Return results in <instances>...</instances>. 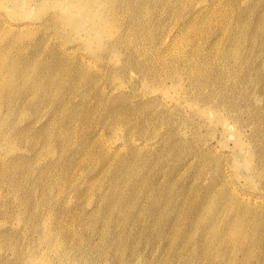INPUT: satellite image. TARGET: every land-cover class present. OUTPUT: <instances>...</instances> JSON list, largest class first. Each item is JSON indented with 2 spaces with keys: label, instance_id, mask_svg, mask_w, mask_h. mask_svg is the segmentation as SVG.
<instances>
[{
  "label": "rangeland",
  "instance_id": "1",
  "mask_svg": "<svg viewBox=\"0 0 264 264\" xmlns=\"http://www.w3.org/2000/svg\"><path fill=\"white\" fill-rule=\"evenodd\" d=\"M154 1H155V3H154ZM159 1H161V2H159ZM177 1L178 0H172V1H170V0H163V1L162 0H135V1L123 0L122 2L121 1L115 2L114 0H109V5L100 7L99 10L102 11L104 13V15H106L107 17H109L111 15L110 18L112 20V24H114V25H112L114 34H113V37L112 36L109 37V34L105 35V33H102V35H100L101 39L103 40V46L101 48H98V43H97L96 39L90 37V34L88 33L87 27L79 28L77 31L72 30V28L70 26H65L61 19L56 18L54 14L57 11V9H56L57 7L54 4H48L46 6H42L39 4L38 5L39 7L36 6L34 13L31 16H29V18L24 20L25 22L31 23V24L35 25V27L38 28L39 31H37V34H38V32L40 33L42 31V29L44 28L43 32H41V36H40V34H38V36L35 35V37H33L34 39L31 38V39L27 40L28 45L27 44L24 45L23 48L25 49L24 54L26 56L30 57L33 62H35L36 67L35 66L32 67L33 70H32V68H31V70L33 72H34V70H36L35 71L36 74L31 71L33 73V74L31 73V75L36 76L37 74H40L39 77L45 78L46 89H42L39 91H35V90L31 91V90L27 89L28 93L26 92L25 95L24 94H21V95L18 94L19 90L15 89V91H9V92L5 93L4 96H2L3 95L2 94L0 97V101L1 102L3 101L2 102L3 105H1V110H0V112L1 111L3 112V113L2 112L0 113V115H1L0 116V128H1V132H3V135L5 133H9L8 135H9V139H10V140L6 141L2 137L3 139L0 141V146H1L0 147V153L2 154V155L0 154V157H1V159H0V171H1L0 172V174H1L0 175L1 176L0 177V203H1L0 204V214H1L0 215V224H1L0 225V241L1 242L3 241L0 244V264L1 263L2 264H10V262H11V264H19V263L20 264H30L28 258L30 257L29 255H31V254H32L33 258H35V259L36 258L40 259V257H43V254H44V256H46L45 257L46 260L47 261L49 260L50 264H67V262L65 263L66 259L63 260L64 263H61L62 261L59 259V256H57V255H59V253H57V251L55 250V247H53L54 242H56L55 245L61 244L63 246V252L67 256L73 257V259H75L77 261L76 264H126V263L127 264L128 263L136 264L135 262H137V264H139V262H140V264H173V263H175V264H198V263L199 264H213V263L214 264H256V262H258L257 264H264V234H263L264 233V231H263L264 230V218H263L264 217V215H263L264 214V212H263L264 211L263 210L264 209V189H263V186H264V155L262 154V152L264 153V141H263L264 140V122H263L264 121V117H263L264 116V24H262V21L264 23V18H263V16H264V2H262L264 0H251V1L250 0H230V3H229V0H227V1L226 0H216V2H214L213 0H212V2H210L211 0H198V1L197 0H195V1L194 0H190V1L179 0L178 1L179 3H177ZM221 1L223 4L220 3ZM213 2H214V4L212 5ZM249 2H252V4ZM142 3H143V6H142ZM161 3H164V4H161ZM185 3L186 4L188 3L187 8H186ZM216 4H218V5H216ZM255 4H257V5H255ZM246 5H247V7H246ZM224 6H226V7H224ZM111 7H113L114 10ZM140 7H141V10H140ZM192 7H194V9ZM223 7H224V9H226L225 11H224ZM120 8H121V10H120ZM203 8H205V9H203ZM210 8H212V9H210ZM146 9L147 10L149 9L148 12ZM195 9L197 11H195ZM220 9L223 11H221ZM232 9H233V11H232ZM261 9H263V10H261ZM10 10H11V8H8V10L0 9V23L1 24L5 23V22H10V20L12 19L11 16L9 17V15L11 14ZM124 10H125V12H124ZM150 11H153V12H150ZM177 11H179V12H177ZM208 11H209V13H208ZM110 12H111V14H109ZM162 12H164V13H162ZM195 12H196V14H195ZM211 12L213 13V15L214 14L215 15L213 16L211 14ZM231 12H234V13H231ZM253 12H255V13H253ZM205 13L207 15H205ZM175 14H177V15L175 16ZM240 14H242V15H240ZM134 15H135V17H134ZM149 15H151L152 17ZM204 15L207 16L208 19ZM250 15H253V16L251 17ZM173 16H175V17H173ZM211 16H213V17H211ZM215 16L217 17V19ZM195 17L197 18V20ZM201 17H204V18H201ZM221 17L222 18L225 17V18L222 19ZM253 17L256 18L257 20L256 19L254 20ZM161 18H162V20H161ZM218 18L219 19L221 18L220 19L221 21ZM246 19H247V22H246ZM40 21L42 23H40ZM119 21H120V23H119ZM149 21H152V22H149ZM235 21H236V23L237 22H239V23L236 24ZM61 22H62V24H61ZM163 22H165V24ZM179 22H180V24H179ZM206 22L207 23L210 22L209 26ZM221 22H223V23H221ZM230 22H231L232 26L229 25ZM254 22H257L259 24H256ZM51 23H52V25H51ZM189 23H191V24H189ZM205 23H206V26H205ZM54 24H56V25H54ZM192 24H196V25H192ZM235 24H236V26H235ZM241 24H242V26H241ZM44 25H46L47 27ZM119 25H121V26H119ZM128 25H129V27H128ZM221 25H223L224 27ZM150 26H151V28H150ZM197 26L199 29H197ZM218 26H220V27H218ZM249 26H250V28H249ZM255 26L257 29L254 28ZM261 26H262V29H261ZM222 27H223V29H222ZM251 27H253V28H251ZM46 28L48 30L49 29L50 30L48 31ZM178 28H181V29H178ZM245 28H246V30H245ZM62 29H64V30H62ZM121 29H123V30H121ZM183 29L185 30L184 32H183ZM248 29H249V31H248ZM258 29L260 30V32ZM52 30H53V32H52ZM189 30L192 32L190 33ZM204 30H205V32H204ZM257 30H258V32H256ZM261 30L263 31L262 36H261V32H262ZM178 31H180L183 35ZM219 31H221V32H219ZM228 31L230 33L232 32L231 33L232 36H230L231 34L228 33ZM243 31H245V32L243 33ZM58 32H59V34H58ZM60 32H61V34H60ZM115 32L116 33L118 32L117 35ZM147 32L149 33V36H148ZM172 32H174V33H172ZM249 32H250V34H249ZM197 33L202 34V36H200ZM204 33H206L207 35ZM211 33L213 35L214 34H216V35L213 36V35H211ZM220 33H222V34H220ZM233 33H234V36H233ZM239 33H240V36H238ZM45 34H47V35H45ZM128 34H130V35H128ZM252 34L255 36H253ZM189 35H191V36H189ZM218 35H220V36H218ZM235 35L237 36V38ZM194 36H195V38H194ZM197 36L200 38L198 39ZM125 37H127V38H125ZM145 37H147V38H145ZM188 37H190V40ZM217 37H219V38H217ZM238 37H241V39L237 40ZM157 38H158V40H157ZM163 38L164 39L166 38V39L163 40ZM191 38H192V40L194 38V40H196V41H192ZM207 38H209V39H207ZM254 38H256V39H254ZM159 39H160V42H159ZM251 39L252 40L254 39V40L251 41ZM259 39H261V40H259ZM65 40H67V41H65ZM122 40H123V42H122ZM125 40H126V45H125ZM232 40H234V41H232ZM241 40L242 41L244 40L243 43ZM80 41H82V42H80ZM108 41H109V43H108ZM130 41H132V42L130 43ZM138 42H139V44H138ZM192 42H194V43H192ZM206 42H207V44H206ZM211 42H212V44H211ZM223 42H224V44H223ZM58 43H60V45H58ZM113 43L114 44L117 43V44L114 45ZM195 43H196V45H195ZM248 43H250V44L252 43L250 45L251 47L248 46L249 45ZM167 44H168V46H167ZM183 44H184V46L186 44L187 45L184 47ZM189 44H190L191 48H190ZM228 44L229 45L231 44L232 47L230 48L231 45L229 46ZM253 44H254V46H253ZM111 45H113V47ZM203 45L205 48L203 47ZM212 45H214L215 47ZM218 45H219V48H218ZM236 45H238V46L236 47ZM146 46H150V47H146ZM211 46L213 47V49ZM234 46H235V48H234ZM125 47H126V49H125ZM183 47H184V50H182ZM192 47H194V49ZM27 48H28V50H27ZM159 48H160V51H159ZM76 49H78L79 51L77 52ZM211 49L214 51H212ZM224 49L229 54L225 53ZM230 49H231V52L229 51ZM236 49L238 51H235ZM190 50L192 51L191 53H189ZM197 50H199V51H197ZM200 50L202 52L203 51L204 52L201 53ZM206 50H208L209 52ZM221 50H223V51H221ZM111 51H113L112 52L113 54H111ZM139 51H140V53H139ZM149 51H151V52H149ZM245 51H247V52L249 51V52L247 53ZM39 52H40V55H39ZM95 52H97V54ZM99 52H100V55L98 54ZM187 52L190 55H193V57L190 56ZM211 52H213L214 54ZM151 53L154 56H152ZM156 53H158L157 54L158 56L156 55ZM61 54H63V55H61ZM67 54H68V56H67ZM70 54H71V56H70ZM125 54H127V55H125ZM159 54H161L162 56ZM177 54H179V55H177ZM226 54H228V55H226ZM101 55H102V57H101ZM139 55H142L143 57L139 56ZM185 55H186V57H185ZM201 55H204V56H201ZM205 55L206 56L208 55V57H206ZM213 55H214V57H213ZM234 55H236V57ZM79 56H80V58H79ZM163 56H165V57H163ZM183 56H184V58H183ZM230 56H231V58H230ZM237 56H239V57L237 58ZM70 57H72V58H70ZM121 57H122V59H121ZM152 57H153V59H152ZM201 57H202V60L200 59ZM212 57H213V59H212ZM66 58L69 61H67ZM78 58L81 60H78ZM208 58H210V59H208ZM229 58L231 60H229ZM92 59H93V61H92ZM175 59H177L178 64L175 62L176 61ZM190 60H191V62H190ZM215 60H217V61H215ZM226 60L228 63L226 62ZM252 60H253V62H252ZM150 61L153 63H151ZM179 61H181V62H179ZM192 61H194V62H192ZM210 61H211V63L208 65V63ZM229 61H231V62H229ZM68 62H70V63H68ZM80 62H82V63H80ZM133 62H135L136 64ZM145 62L147 63V65ZM53 64H54V66H53ZM119 64H120V66H119ZM160 64H164V65H162L163 67H161ZM245 64L248 66H246ZM259 64H260V66H259ZM203 65L204 66L207 65V66L204 67ZM75 66H77L78 68ZM113 66H114V68H113ZM136 66H138V67H136ZM100 67L104 71H102ZM76 68H77V70H76ZM96 68L98 69L99 72L98 71L96 72V70H97ZM122 68H123V71H122ZM137 68H138V70H134ZM61 69L63 71L62 73H61V71H59ZM90 69L92 72L90 71ZM241 69H243V70H241ZM53 70H54V73H53ZM64 70H66V71H64ZM74 70H76V71H74ZM157 70H158V72H155ZM41 71H42V73H41ZM88 71L91 73H89ZM100 71H101V73H100ZM203 71H204V73H203ZM87 72H88V74H87ZM59 73L62 75L60 76ZM83 73H84V76H83ZM155 73H156V76L158 77V79L156 76L154 77ZM205 73L207 74V76H205L206 75ZM233 73H235V74H233ZM46 74H48V75L50 74L53 78H51L50 75L48 76ZM175 74H178L179 76L178 75L176 76ZM218 74L220 75V77ZM247 74H248V76H246ZM57 75H58V77H57ZM161 75H163V76H161ZM93 76H94V78H93ZM174 76H175V78H174ZM182 76H184V77H182ZM224 76H225V78H224ZM195 77H196V79L193 80ZM213 77H215V79ZM227 77H229V78L227 79ZM140 78H142V79H140ZM176 78L178 80L179 79H181V80L177 81ZM199 78H200V80H199ZM76 79H78L79 81ZM101 79L104 81L105 80H107V81H105V83H104V81L101 83V81H102ZM174 79H176V80H174ZM220 79H221V81H220ZM250 79H251V81H250ZM57 81H58V83H57ZM110 81L112 83H110ZM123 81H124V83H123ZM50 82H52L53 84ZM81 82L84 84H82ZM90 82H91V84H90ZM126 82L128 84H126ZM202 82H205V83H202ZM230 82H232V83H230ZM252 82H254V83H252ZM75 83H77L76 84L77 86L75 85ZM96 83H97V85H96ZM56 84H57V86H56ZM72 84L74 85V87L75 86L76 87L74 88ZM154 84H156V85H154ZM217 84L219 85V87ZM201 85H204V86H201ZM259 85L263 86V89ZM48 86H50V87H48ZM82 86H83V88H81ZM255 86H257V87H255ZM54 87H59L60 90L58 88L57 89L55 88L56 89L55 90ZM137 87L138 88L140 87L139 90ZM115 88L117 90H115ZM63 89H65L66 91ZM73 89H74V91H73ZM239 89H241V90H239ZM51 90H53L54 92ZM129 90H130V92H129ZM252 90L253 91L255 90V91L253 92ZM63 91H64L65 95H64ZM146 91H148V92H146ZM164 91H166V92H164ZM250 91H251V93H250ZM85 92H86V94H85ZM152 92L153 93L155 92V93L152 94ZM255 92H257V93L255 94ZM116 93L117 94L119 93V94L117 95ZM129 93H130V95H129ZM214 93L217 94L218 96L215 95ZM260 93H262V94H260ZM134 94H136V95H134ZM119 95H120V97H119ZM205 95L207 98H204ZM107 96H108V98H107ZM137 96H138V98H137ZM10 97H12V98H10ZM22 97H23V100H22ZM33 97L36 98V100ZM83 97H84V99H83ZM110 97H112V98H110ZM140 98H142V101L140 100ZM203 98H204V100H203ZM53 99H55V100H53ZM122 99H123V102H122ZM92 100H93V102H92ZM10 101H12V102H10ZM34 101H36V102L38 101L37 104H36V102L34 103ZM231 102L233 103L234 107H233ZM252 102H253V104H252ZM11 103H15V104H11ZM123 103H125V104H123ZM144 103L146 104L145 106H144ZM239 103H241V104H239ZM237 104H238V106H237ZM51 105H53V106H51ZM194 105L197 108L193 107ZM2 106L5 107L6 109L3 108ZM50 106L53 108H50ZM9 107H11V108H9ZM44 107L45 108L49 107V108H48V110L47 109L45 110ZM161 107L163 110L161 109ZM226 108H227V110H226ZM242 108H244V109L242 110ZM10 109L14 111L13 112L14 118L8 116V114L11 111ZM28 109H29V111H28ZM97 109L100 112L97 111ZM103 109L106 111H104ZM231 109H232V111H231ZM3 110H5V111H3ZM31 110H32V112H31ZM158 110L160 113H163V114H160L158 112ZM198 111H200L201 115H199ZM96 112H98V113H96ZM154 112H155V114H154ZM25 113H27L29 116ZM33 113H34V116H32ZM58 113H59V115H58ZM113 113H115V114H113ZM125 113L128 115H126ZM210 113H212V114H210ZM16 114L20 119L18 117H16ZM24 114H25V116H24ZM6 115H7V117H6ZM102 115H103V117H102ZM109 115H111V116L115 115V116L109 117ZM253 115H255V116H253ZM168 116H169V118H168ZM209 116H211V118ZM29 117H30V120L27 121L26 119H29ZM132 117H134L133 120H132ZM155 117H157V118H155ZM221 117L223 120L222 123H221ZM166 118H168V119H166ZM136 119H137V121H135ZM156 119H157V121H156ZM59 120H61V121H59ZM119 120H121V121H119ZM167 120H169V121H167ZM16 121H18V122H16ZM106 121L109 122L110 124L106 123ZM98 122H100V123H98ZM218 122L220 124H218ZM4 123H5V125H3ZM104 123H105V126H104ZM58 124H60V125H58ZM75 124H76V126H75ZM115 124H117L118 126ZM182 124H184L183 125L184 127L181 126ZM10 125H12V127ZM101 125H103V127ZM111 125L113 126V128ZM163 125H164V127H163ZM108 126H111V127H108ZM27 127H29V128H27ZM154 127H155V129H154ZM176 127H179V128H176ZM3 128L5 130H3ZM80 128H82V129H80ZM55 129H56V131H55ZM125 129H128L130 134H128V130H125ZM102 130H103V132L104 131L105 132L101 133L100 131H102ZM254 130H255V132L256 131H258V132L255 133ZM80 131L82 134H80ZM113 131H115V132H113ZM20 132H22V133H20ZM23 132H25V133H23ZM40 132H43V134ZM44 132H45V134H44ZM153 133H156V134L154 135ZM182 133H184V134H182ZM19 134H22V136ZM100 134H102V136ZM152 134L154 135L155 138L153 137ZM43 135L45 138L41 137ZM49 135H50V137H49ZM76 135H78V136H76ZM111 135H113L114 137H110ZM115 135H116V137H115ZM184 135H186V136H184ZM143 136H145L146 139L143 138ZM21 137L23 138L24 141H25V139L28 141L24 142ZM140 138H142L143 140ZM147 138L149 139V141ZM29 139H31L30 141L33 143H31L29 141ZM41 139H42V141H40ZM151 139H153V140H151ZM175 139H177V140H175ZM67 140L69 141L68 143H67ZM21 141L24 143H21ZM186 141H188V142H186ZM242 141L244 142V144H242ZM36 142L38 145L36 144ZM62 142L64 143V145ZM12 143L14 144L15 147L12 146ZM16 143H19V144H16ZM92 143L94 144V146ZM173 143H174V145H173ZM9 144L11 145L12 149H11ZM24 144L25 145L27 144L26 145L27 147ZM126 144H127V146H126ZM252 144H254V145L256 144L255 147ZM22 145L25 147H23ZM69 145H71V147H69ZM17 146H18V148L20 146L22 149L21 148L18 149ZM51 146H53V147H51ZM56 146H58V148ZM91 146H92V148H90ZM45 147L47 148L46 150H45ZM48 147H50L51 149ZM103 147L105 149H102ZM117 147H118V149H117ZM145 147H149V148H145ZM213 147H216V148H213ZM7 148H8V150H7ZM59 148H60V150L61 149L62 150L60 151ZM88 148H90V149H88ZM99 149H101V150H99ZM119 149H121V150H119ZM194 149H195V151H194ZM50 150H52V151L50 152ZM55 150H56V152H55ZM57 150H58V152H57ZM103 150L106 152H104ZM109 150L111 152L112 151L113 152L111 153ZM27 151H29V152L32 151V152L28 153ZM42 151L43 152L45 151L46 154H43ZM85 151L88 155H86ZM100 151H101V153H100ZM139 151H141V152H139ZM198 151L201 153H199ZM207 151H209L210 153H208ZM260 151H262V152H260ZM2 152H4V153H2ZM138 152L141 153L140 154L141 156H139ZM195 152H196V154H195ZM217 152H218L219 156L217 155ZM21 153H23L24 156L21 155ZM53 153L54 154L58 153L57 157L55 156L56 154L53 155ZM89 154H90V156H89ZM106 154H107V156H106ZM34 155H35L36 159L34 158ZM40 155L42 156V158ZM98 155H100V156H98ZM176 155H178V156H176ZM5 156H7V157H5ZM92 156L94 159L92 158ZM195 156H196V158L198 157L200 160L198 158L196 159ZM202 156H203V158H202ZM81 157H83V158H81ZM167 157H169V158L167 159ZM200 157L202 158V161H201ZM24 158H25V161H24ZM13 159L15 160V163H14ZM69 159H71V160H69ZM85 159H86V161H85ZM89 159H90V162H89ZM97 159H99L100 161ZM204 159H207V160H204ZM8 160H9V162H8ZM193 160H196V161H193ZM37 161H38V163H37ZM160 161H163V162H160ZM30 162H31V164H30ZM7 163H9V164L7 165ZM10 163H12V165ZM40 163L41 164L43 163V164L41 165ZM66 163H68V164H66ZM87 163H89V164H87ZM112 163L115 165H113ZM206 163H208L209 165ZM110 165H111V167H110ZM12 166H14V167H12ZM33 166L34 167L37 166V168L35 169V168H33ZM221 166H222V168H221ZM10 167H12V168H10ZM44 167H45V169H43ZM200 167L203 169L201 170ZM15 168H17V169H15ZM75 168H76V172H75ZM193 168H194V170H193ZM56 169H57V171H56ZM102 169H104V170H102ZM128 169H130V171ZM131 169H132V171H131ZM222 169H223V171H222ZM43 170H44V172H43ZM45 170H46V172H45ZM82 170H83V172H82ZM105 170H107V171H105ZM225 170H226V173H225ZM259 170L261 171L260 173H259ZM61 172H63V173H61ZM38 173H39V175H38ZM211 173H214V174H211ZM30 174L32 176L33 175L34 176L32 177ZM73 174H74V176H73ZM224 174H225V178L223 176ZM70 175L72 177V178L70 177L71 179L68 177ZM4 176H5V178H4ZM29 177H32L35 179L29 178ZM60 177H61V179H60ZM81 178H83V179H81ZM69 179L71 181H69ZM79 180H81V181H79ZM5 181H7V182H5ZM53 181H56L57 183L53 182ZM65 181L66 182L68 181V182L66 183ZM93 181H95V182H93ZM221 181H223L224 183ZM252 181H254V182H252ZM75 182H78V183H75ZM7 183L10 185H8ZM70 184H72V187L70 186ZM223 184H224V186H223ZM2 185H4L5 188ZM47 186H48V188H47ZM57 186H58V188H57ZM60 186H62V187H60ZM93 186H94V188H93ZM97 186H99V187H97ZM230 186H231V188H230ZM108 187L112 190H110ZM222 187L224 188V190ZM21 188H22V190H21ZM31 188H33L34 190H32ZM35 188H36V190H35ZM232 188L233 189L235 188L234 190L237 189L236 192L238 194H240L239 195L240 197H244L246 199H247V197L248 198L249 197H251V198H257L258 197L259 201L262 199L259 203H260V205L262 204L263 207H257V209L255 207V210H257V212L254 209H252V211L255 213L254 214L255 218L249 222L250 225H252L253 229H254V235H253L252 240L241 241L240 244H238V248L234 251V253L230 254L226 250V245H223V244L220 245L221 240H220V238H218V236H219L220 230H224L225 227L229 223L233 222L232 215L227 213V211L224 209L225 204H221V203H224L225 200L227 201L228 198H230L229 197L230 193H228V192H230V190ZM115 189H116V192H115ZM17 190L19 192H17ZM215 190H216V192H218L219 190L220 191L217 194L215 192ZM99 191H101V193ZM122 191H124V192H122ZM56 192H57L58 197H56ZM121 192L124 194L121 195ZM214 192H215V194L212 195ZM27 193H29V194H27ZM44 193H45V195H44ZM220 193H221V195H220ZM242 193L245 194V196H243ZM37 194H38V196H37ZM119 194L121 197L119 196ZM216 194L220 195L221 197L217 196L218 199H215ZM26 195H28V196H26ZM195 195H196V197H195ZM209 196H211V197H209ZM225 197H227V198H225ZM12 199L16 202H14ZM100 199H102V200H100ZM160 199L162 200L161 202H159ZM209 199H212L211 200L212 202L211 201L209 202ZM72 200H75V201H72ZM220 200H222V201L220 202ZM115 202L117 205L115 204ZM23 203H25V204H23ZM17 204L19 206H17ZM26 204H28V205H26ZM47 204H50V205H47ZM190 204H192V205H190ZM218 204L220 206H218ZM15 205L17 208L15 207ZM3 207H4V209H3ZM19 207H20V209H19ZM213 207L215 210L213 209ZM54 208L56 209V211H54L55 210ZM182 208H184V209H182ZM203 208H204V210H203ZM211 208H212V210H211ZM94 209H96V211ZM258 209H260L259 212H258ZM24 210H26V211H24ZM59 210H60V212H59ZM208 210H209V212H207ZM124 211H125V215L123 213ZM159 211H161V212L159 213ZM213 211H214V213H213ZM49 212H51L53 214H51ZM63 212H65V213H63ZM169 212H170V214H169ZM218 212H220V213L218 214ZM37 213H39L40 215ZM58 214H60V215L58 216ZM211 214H212V216H210ZM214 214L215 215L218 214V215L215 216ZM2 215H3V217H2ZM38 215H39V218L37 217ZM52 215H54V217ZM66 215H67L68 219H67ZM26 216H27V218H26ZM30 216H31V218H30ZM6 217H7V219H6ZM87 217H89V218H87ZM57 218H58V220H57ZM199 218H201V219H199ZM216 218H218V219H216ZM259 218H261V219H259ZM21 219H23V220H21ZM70 219H72V220H70ZM176 219L178 222L175 221ZM41 220H43V221L41 222ZM196 220H198L199 222ZM204 220H206V221H204ZM202 221H204V222H202ZM68 222L70 223V225ZM251 222H252V224H251ZM259 222H261V223L258 224ZM262 222H263V224H262ZM10 223L12 225H10ZM21 223H24V224L21 225ZM173 223H175L176 225ZM200 223H202V224H200ZM210 223L212 224L211 225L212 228L210 227ZM40 224H41V226H40ZM64 224H66V225H64ZM72 226H73V228H72ZM247 226H249V225H247ZM29 227H31V229ZM52 227L54 229H52ZM74 228L75 229L79 228V229L75 230ZM194 228H195V230H194ZM209 228H210V230H209ZM62 229H63V231H61ZM73 229L75 230V232ZM34 230H35V232H34ZM110 230H112V231H110ZM204 230H205V232H204ZM208 230L211 232H209ZM257 230H258V232H257ZM173 231L176 235L173 233ZM61 232H63V233H61ZM193 232H195V233H193ZM24 233H25V235H24ZM50 233L52 236L50 235ZM257 233L259 234V236ZM53 234L55 236L54 238H53ZM200 234H201V237H200ZM190 235H192V236H190ZM47 236H49L50 239ZM68 236H69V238H68ZM208 236H211V237H208ZM33 237L36 240H34ZM30 238H32V241L30 240ZM58 238H60V239L58 240ZM78 238H79V240L82 238L80 240L81 244L77 241ZM147 238H149V239H147ZM222 238L225 240H229L228 236L223 235ZM6 239H7V241H5ZM12 239H13V241H12ZM206 239L208 242L206 241ZM46 240H48V241H46ZM195 240H196V242H195ZM34 241H36V242H34ZM65 241H66V243H64ZM46 242H49V243H46ZM51 242H53V243H51ZM209 242H210V245H209ZM96 243H97V245H96ZM197 243L200 244V247H199V244H197ZM46 244H48V245L46 246ZM66 244H67V246H66ZM11 245L14 246L17 251L13 252ZM29 245L32 248L29 247ZM90 245L93 246V248H89V247H91ZM94 245H96V246H94ZM181 245H182V247H181ZM42 246H43V249L41 248ZM211 246L212 247L216 246V247L212 248ZM18 247L19 248L21 247V248L18 250ZM96 247H98V248H96ZM3 248L4 249L8 248L10 251L8 249L4 250ZM151 248H153V251ZM156 248H158V249H156ZM246 248L252 249V251H251L252 253L250 255H245V249ZM31 249H33V250H31ZM109 249H111V250H109ZM258 249H261V250L259 251ZM46 251H47V253H46ZM54 251L56 253L55 255H54ZM80 251H81V253H80ZM109 251H110V253H109ZM15 252H16V254H14ZM91 252L93 255H91ZM37 253H38V255H36ZM106 253H107V255H106ZM154 253H156V254L154 255ZM176 253H177L178 257H177V255L175 256ZM110 254H111V258H110ZM116 254H118V255H116ZM125 255H126V257H125ZM198 255H199V257H198ZM240 255L242 256V258ZM86 256H88V257H86ZM91 256H92V258H91ZM106 256H108L109 258H107ZM128 256H129V259H128ZM250 256H251V258H249ZM258 256H260V257H258ZM86 258H88V259L85 260ZM101 258L103 261L101 260ZM139 258H140V260H139ZM112 259L114 261H112ZM115 259H117V260L119 259V260L116 261ZM224 259L227 260V262ZM55 260H57V261H55ZM131 260L132 261L134 260V261L132 262ZM38 261H40V260H38ZM98 261H99V263H98ZM36 264H40V263L37 262ZM41 264H42V262H41Z\"/></svg>",
  "mask_w": 264,
  "mask_h": 264
},
{
  "label": "bare ground",
  "instance_id": "2",
  "mask_svg": "<svg viewBox=\"0 0 264 264\" xmlns=\"http://www.w3.org/2000/svg\"><path fill=\"white\" fill-rule=\"evenodd\" d=\"M115 2H122L123 0H114ZM133 1H135V0H133ZM163 1V0H162ZM170 1H172V0H170ZM179 1V0H178ZM177 1V3H179ZM188 1H190V0H188ZM195 1V0H194ZM198 1V0H197ZM214 2H216V0H213ZM227 1V0H226ZM251 1V0H250ZM145 2V1H144ZM158 2V1H157ZM159 2H161V1H159ZM210 2H212V0L210 1ZM214 2L212 3V5L214 4ZM219 2V1H218ZM217 2V3H218ZM239 2V1H238ZM257 2V1H256ZM255 2V3H256ZM262 2H264V1H262ZM136 3V2H135ZM154 3H155V1H154ZM165 3V2H164ZM164 3H161V4H164ZM167 3V2H166ZM198 3V2H197ZM207 3V2H206ZM221 4H223L222 3V1L220 2ZM219 3V4H220ZM226 3V2H225ZM224 3V4H225ZM229 3H230V0H229ZM249 3H251L252 4V2H249ZM42 5V6H46V5H48V4H54L57 8V11L55 12V17L56 18H59V19H61L62 20V22L64 23V25L65 26H70L71 28H72V30H78L79 28H82V27H87V29H88V33L90 34V37H92V38H95L96 39V41H97V43H98V48H101L102 46H103V40L101 39V37H100V35H102V33H105V35L106 34H109V37H113V34H114V31H113V27H112V25H114V24H112V20H111V18H110V16L109 17H107L106 15H104V13L102 12V11H100L99 10V8L100 7H103V6H108L109 5V0H0V9H5V10H8V8H11V14L9 15V17L11 16L12 17V19L10 20V22H5V23H0L1 25H0V97H1V95L2 96H4V94L5 93H7V92H9V91H15V89H17V90H19V93L18 94H24L25 95V93L27 92L28 93V90H35V91H39V90H42V89H46V80H45V78H43V77H39L40 76V74H37L36 76L35 75H31V73L33 72L32 70H33V68L32 67H34L35 66V62H33L32 60H31V58L30 57H28V56H26L25 54H24V45H26L28 42H27V40H29V39H31V38H33V37H35V35H37L38 36V34H40V36H41V32H43V29H42V31L39 33L38 32V34H37V31H39L38 30V28L37 27H35V25H33V24H31V23H28V22H25L24 20H26L27 18H29V16H31L33 13H34V11H35V9H36V6H38V5ZM127 4V3H126ZM158 4V3H157ZM188 4V3H187ZM187 4L185 3V5H186V8H187ZM193 4V3H192ZM196 4V3H195ZM194 4V5H195ZM210 4V3H209ZM235 4V3H234ZM250 4V5H251ZM112 5V4H111ZM114 5V4H113ZM134 5V4H133ZM154 5V4H153ZM156 5V4H155ZM193 5V6H194ZM211 5V6H212ZM216 5H218V4H216ZM226 5V4H225ZM255 5H257V4H255ZM263 5V4H262ZM118 6V5H117ZM123 6V5H122ZM142 6H143V3H142ZM151 6V5H150ZM149 6V7H150ZM162 6V5H161ZM167 6V5H166ZM199 6V5H198ZM197 6V7H198ZM202 6V5H201ZM200 6V7H201ZM220 6V5H219ZM233 6V5H232ZM236 6V5H235ZM252 6V5H251ZM39 7V6H38ZM37 7V8H38ZM124 7V6H123ZM122 7V8H123ZM156 7V6H155ZM183 7V6H182ZM195 7V6H194ZM194 7H192L193 9H194ZM196 7V8H197ZM210 7V6H209ZM216 7V6H215ZM224 7H226V6H224ZM224 7H223V9H224ZM234 7V6H233ZM245 7V6H244ZM243 7V8H244ZM246 7H247V5H246ZM253 7V6H252ZM260 7V6H259ZM262 7V6H261ZM110 8V7H109ZM112 9H113V7H111ZM119 8V7H118ZM117 8V9H118ZM147 8V7H146ZM162 8V7H161ZM166 8V7H165ZM189 8V7H188ZM199 8V7H198ZM217 8V7H216ZM215 8V9H216ZM104 9V8H103ZM155 9V8H154ZM178 9V8H177ZM203 9H205V8H203ZM208 9V8H207ZM210 9H212V8H210ZM246 9V8H245ZM252 9V8H251ZM250 9V10H251ZM257 9V8H256ZM260 9V8H259ZM114 10V9H113ZM120 10H121V8H120ZM127 10V9H126ZM140 10H141V7H140ZM147 10V9H146ZM149 10V9H148ZM148 10H147V12H148ZM164 10V9H163ZM162 10V11H163ZM170 10V9H169ZM176 10V9H175ZM184 10V9H183ZM217 10V9H216ZM221 10V9H220ZM226 9H224V11H225ZM247 10V9H246ZM253 10V9H252ZM261 10H263V9H261ZM173 11V10H172ZM182 11V10H181ZM180 11V12H181ZM189 11V10H188ZM195 11H197L196 9H195ZM202 11V10H201ZM204 11V10H203ZM210 11V10H209ZM209 11H208V13H209ZM215 11V10H214ZM221 11H223V10H221ZM232 11H233V9H232ZM235 11V10H234ZM245 11V10H244ZM3 12V11H2ZM124 12H125V10H124ZM145 12V11H144ZM150 12H153V11H150ZM165 12V11H164ZM164 12H162V13H164ZM176 12V11H175ZM177 12H179V11H177ZM199 12V11H198ZM229 12V11H228ZM252 12V11H251ZM49 13V12H48ZM114 13V12H113ZM169 13V12H168ZM182 13V12H181ZM184 13V12H183ZM193 13V12H192ZM215 13V12H214ZM218 13V12H217ZM231 13H234V12H231ZM253 13H255V12H253ZM252 13V14H253ZM257 13V12H256ZM109 14H111V12L109 13ZM120 14V13H119ZM151 14V13H150ZM171 14V13H170ZM178 14V13H177ZM177 14H175V16L177 15ZM195 14H196V12H195ZM211 14L213 15V13L211 12ZM229 14V13H228ZM249 14V13H248ZM259 14V13H258ZM262 14V13H261ZM116 15V14H115ZM125 15V14H124ZM152 15V14H151ZM151 15H149V16H151ZM157 15V14H156ZM160 15V14H159ZM205 15H207L206 13H205ZM204 15V16H205ZM215 15V14H214ZM213 15V16H214ZM218 15V14H217ZM216 15V16H217ZM235 15V14H234ZM237 15V14H236ZM240 15H242V14H240ZM4 16V15H3ZM45 16V15H44ZM53 16V15H52ZM51 16V17H52ZM161 16V15H160ZM175 16H173V17H175ZM196 16V15H195ZM198 16V15H197ZM213 16H211V17H213ZM215 16V17H216ZM220 16V15H219ZM251 17L253 16V15H250ZM8 17V18H9ZM124 17V16H123ZM134 17H135V15H134ZM142 17V16H141ZM147 17V16H146ZM152 17V16H151ZM178 17V16H177ZM182 17V16H181ZM180 17V18H181ZM206 18H207V16H205ZM209 17V16H208ZM218 17V16H217ZM217 17H216V19H217ZM227 17V16H226ZM239 17V16H238ZM243 17V16H242ZM3 18V17H2ZM46 18V17H45ZM54 18V17H53ZM114 18V17H113ZM149 18V17H148ZM163 18V17H162ZM162 18H161V20H162ZM196 18V17H195ZM201 18H204V17H201ZM222 18V17H221ZM220 18V19H221ZM225 17H223L222 19H224ZM234 18V17H233ZM263 18H264V16H263ZM55 19V18H54ZM151 19V18H150ZM182 19V18H181ZM208 19V18H207ZM219 19V18H218ZM219 19V20H220ZM227 19V18H226ZM229 19V18H228ZM253 19L255 20L256 18H254L253 17ZM39 20V19H38ZM121 20V19H120ZM153 20V19H152ZM175 20V19H174ZM180 20V19H179ZM196 20H197V18H196ZM232 20V19H231ZM239 20V19H238ZM242 20V19H241ZM257 20V19H256ZM43 21V20H42ZM144 21V20H143ZM160 21V20H159ZM183 21V20H182ZM204 21V20H203ZM211 21V20H210ZM218 21V20H217ZM216 21V22H217ZM221 21V20H220ZM227 21V20H226ZM230 21V20H229ZM253 21V20H252ZM261 21V20H260ZM2 22V21H1ZM50 22V21H49ZM62 22H61V24H62ZM118 22V21H117ZM142 22V21H141ZM149 22H152V21H149ZM157 22V21H156ZM191 22V21H190ZM219 22V21H218ZM242 22V21H241ZM246 22H247V19H246ZM40 23H42L41 21H40ZM46 23V22H45ZM48 23V22H47ZM58 23V22H57ZM116 23V22H115ZM119 23H120V21H119ZM164 24H165V22H163ZM193 23V22H192ZM207 23V22H206ZM206 23H205V26H206ZM220 23V22H219ZM221 23H223V22H221ZM235 23H236V21H235ZM237 23H239V22H237ZM236 23V24H237ZM254 23H256V24H259V23H257V22H254ZM179 24H180V22H179ZM189 24H191V23H189ZM188 24V25H189ZM202 24V23H201ZM208 24V26H209V24H210V22L209 23H207ZM213 24V23H212ZM227 24V23H226ZM236 24H235V26H236ZM262 24H264L263 23V21H262ZM51 25H52V23H51ZM54 25H56V24H54ZM53 25V26H54ZM175 25V24H174ZM178 25V24H177ZM176 25V26H177ZM183 25V24H182ZM186 25V24H185ZM192 25H196V24H192ZM229 25H231V22H230V24ZM228 25V26H229ZM245 25V24H244ZM253 25V24H252ZM261 25V24H260ZM43 26V25H42ZM44 26H46V25H44ZM64 26V27H65ZM119 26H121V25H119ZM156 26V25H155ZM170 26V25H169ZM190 26V25H189ZM199 26V25H198ZM198 26H197V29H199L198 28ZM203 26V25H202ZM211 26V25H210ZM216 26V25H215ZM221 26H223V25H221ZM232 26V25H231ZM230 26V27H231ZM241 26H242V24H241ZM47 27V26H46ZM128 27H129V25H128ZM149 27V26H148ZM147 27V28H148ZM160 27V26H159ZM192 27V26H191ZM190 27V28H191ZM218 27H220V26H218ZM217 27V28H218ZM224 27V26H223ZM223 27H222V29H223ZM240 27V26H239ZM259 27V26H258ZM63 28V27H62ZM150 28H151V26H150ZM167 28V27H166ZM182 28V27H181ZM181 28H178V29H181ZM184 28V27H183ZM249 28H250V26H249ZM251 28H253V27H251ZM254 28H256V26L254 27ZM47 29V28H46ZM45 29V30H46ZM54 29V28H53ZM116 29V28H115ZM146 29V28H145ZM170 29V28H169ZM176 29V28H175ZM187 29V28H186ZM192 29V28H191ZM204 29V28H203ZM210 29V28H209ZM208 29V30H209ZM219 29V28H218ZM217 29V30H218ZM231 29V28H230ZM229 29V30H230ZM237 29V28H236ZM242 29V28H241ZM244 29V28H243ZM257 29V28H256ZM260 29V28H259ZM258 29V30H259ZM261 29H262V26H261ZM48 30V29H47ZM50 30V29H49ZM48 30V31H49ZM62 30H64V29H62ZM66 30V29H65ZM86 30V29H85ZM121 30H123V29H121ZM120 30V31H121ZM129 30V29H128ZM153 30V29H152ZM164 30V29H163ZM193 30V29H192ZM201 30V29H200ZM199 30V31H200ZM215 30V29H214ZM245 30H246V28H245ZM258 30L256 31V32H258ZM67 31V30H66ZM119 31V30H118ZM150 31V30H149ZM181 31V30H180ZM180 31H178V32H180ZM185 30L183 29V32H184ZM190 31V30H189ZM207 31V30H206ZM211 31V30H210ZM233 31V30H232ZM248 31H249V29H248ZM262 31V30H261ZM52 32H53V30H52ZM57 32V31H56ZM122 32V31H121ZM129 32V31H128ZM127 32V33H128ZM152 32V31H151ZM154 32V31H153ZM166 32V31H165ZM170 32V31H169ZM192 31H190V33H191ZM204 32H205V30H204ZM208 32V31H207ZM206 32V33H207ZM219 32H221V31H219ZM236 32V31H235ZM234 32V33H235ZM245 31H243V33H244ZM259 32H260V30H259ZM49 33V32H48ZM116 33V32H115ZM118 33V32H117ZM117 33H116V35H117ZM125 33V32H124ZM130 33V32H129ZM137 33V32H136ZM144 33V32H143ZM148 33V32H147ZM172 33H174V32H172ZM176 33V32H175ZM181 33V32H180ZM189 33V34H190ZM195 33V32H194ZM206 33H204V34H206ZM209 33V32H208ZM225 33V32H224ZM228 33H230L229 31H228ZM232 33V32H231ZM230 33V34H231ZM234 33H233V36H234ZM241 33V32H240ZM240 33H239V35L238 36H240ZM255 33V32H254ZM262 33H263V31L261 32V36H262ZM55 34V33H54ZM58 34H59V32H58ZM60 34H61V32H60ZM155 34V33H154ZM182 34V33H181ZM185 34V33H184ZM197 34H199V33H197ZM220 34H222V33H220ZM249 34H250V32H249ZM45 35H47V34H45ZM104 35V36H105ZM115 35V36H116ZM121 35V34H120ZM128 35H130V34H128ZM141 35V34H140ZM162 35V34H161ZM165 35V34H164ZM176 35V34H175ZM174 35V36H175ZM183 35V34H182ZM196 35V34H195ZM200 36H202V34H199ZM207 35V34H206ZM205 35V36H206ZM211 35H213L212 33H211ZM210 35V36H211ZM216 34H214L213 36H215ZM226 35V34H225ZM253 35V34H252ZM54 36V35H53ZM103 36V37H104ZM148 36H149V33H148ZM147 36V37H148ZM158 36V35H157ZM173 36V35H172ZM189 36H191V35H189ZM218 36H220V35H218ZM227 36V35H226ZM230 36H232V34L230 35ZM236 36V35H235ZM250 36V35H249ZM253 36H255V35H253ZM120 37V36H119ZM118 37V38H119ZM123 37V36H122ZM147 37H145V38H147ZM159 37V36H158ZM161 37V36H160ZM163 37V36H162ZM178 37V36H177ZM198 37V36H197ZM196 37V38H197ZM224 37V36H223ZM243 37V36H242ZM58 38V37H57ZM125 38H127V37H125ZM131 38V37H130ZM134 38V37H133ZM168 38V37H167ZM189 38V40H190V37H188ZM194 38H195V36H194ZM194 38H193V40H192V38H191V40L192 41H196V40H194ZM200 37H198V39H199ZM206 38V37H205ZM217 38H219V37H217ZM216 38V39H217ZM227 38V37H226ZM225 38V39H226ZM236 38H237V36H236ZM249 38V37H248ZM34 39V38H33ZM32 39V40H33ZM50 39V38H49ZM124 39V38H123ZM144 39V38H143ZM151 39V38H150ZM166 39V38H165ZM164 38H163V40H165ZM170 39V38H169ZM173 39V38H172ZM202 39V38H201ZM207 39H209V38H207ZM239 39H241V37H238V39L237 40H239ZM254 39H256V38H254ZM253 39V40H254ZM63 40V39H62ZM108 40V39H107ZM117 40V39H116ZM115 40V41H116ZM157 40H158V38H157ZM171 40V39H170ZM177 40V39H176ZM184 40V39H183ZM206 40V39H205ZM224 40V39H223ZM230 40V39H229ZM236 40V39H235ZM252 39H251V41H253ZM259 40H261V39H259ZM31 41V40H30ZM65 41H67V40H65ZM74 41V40H73ZM139 41V40H138ZM142 41V40H141ZM154 41V40H153ZM169 41V40H168ZM172 41V40H171ZM188 41V40H187ZM198 41V40H197ZM217 41V40H216ZM232 41H234V40H232ZM242 41V40H241ZM244 41V40H243ZM243 41H242V43H243ZM248 41V40H247ZM32 42V41H31ZM34 42V41H33ZM58 42V41H57ZM80 42H82V41H80ZM122 42H123V40H122ZM132 41H130V43H131ZM159 42H160V39H159ZM186 42V41H185ZM191 42V41H190ZM189 42V43H190ZM205 42V41H204ZM226 42V41H225ZM237 42V41H236ZM250 42V41H249ZM48 43V42H47ZM54 43V42H53ZM75 43V42H74ZM73 43V44H74ZM108 43H109V41H108ZM118 43V42H117ZM117 43H113L114 45H116ZM141 43V42H140ZM148 43V42H147ZM167 43V42H166ZM192 43H194V42H192ZM200 43V42H199ZM235 43V42H234ZM240 43V42H239ZM72 44V45H73ZM138 44H139V42H138ZM151 44V43H150ZM159 44V43H158ZM162 44V43H161ZM185 44V43H184ZM184 44H183V46H184ZM206 44H207V42H206ZM211 44H212V42H211ZM221 44V43H220ZM223 44H224V42H223ZM222 44V45H223ZM249 45L248 46H250L251 44L250 43H248ZM256 44V43H255ZM28 45V44H27ZM58 45H60V43H58ZM69 45V44H68ZM125 45H126V40H125ZM152 45V44H151ZM150 45V46H151ZM157 45V44H156ZM155 45V46H156ZM187 45V44H186ZM185 45V46H186ZM195 45H196V43H195ZM199 45V44H198ZM229 45V44H228ZM231 45V44H230ZM229 45V46H230ZM243 45V44H242ZM31 46V45H30ZM47 46V45H46ZM56 46V45H55ZM62 46V45H61ZM77 46V45H76ZM112 47H113V45H111ZM150 46H146V47H150ZM158 46V45H157ZM156 46V47H157ZM161 46V45H160ZM165 46V45H164ZM167 46H168V44H167ZM184 46V47H185ZM189 46H190V44H189ZM212 46H214V45H212ZM211 46V47H212ZM217 46V45H216ZM224 46V45H223ZM238 45H236V47H237ZM253 46H254V44H253ZM252 46V47H253ZM32 47V46H31ZM37 47V46H36ZM40 47V46H39ZM45 47V46H44ZM74 47V46H73ZM131 47V46H130ZM129 47V48H130ZM153 47V46H152ZM184 47H183V49L182 50H184ZM202 47V46H201ZM203 47H204V45H203ZM202 47V48H203ZM215 47V46H214ZM232 47V45L230 46V48ZM251 47V46H250ZM33 48V47H32ZM43 48V47H42ZM63 48V47H62ZM70 48V47H69ZM68 48V49H69ZM132 48V47H131ZM161 48V47H160ZM160 48H159V51H160ZM188 48V47H187ZM190 48H191V46H190ZM193 49H194V47H192ZM205 48V47H204ZM217 48V47H216ZM218 48H219V45H218ZM234 48H235V46H234ZM241 48V47H240ZM114 49V48H113ZM125 49H126V47H125ZM171 49V48H170ZM177 49V48H176ZM186 49V48H185ZM199 49V48H198ZM212 49H213V47H212ZM211 49V50H212ZM215 49V48H214ZM229 49V48H228ZM238 49V48H237ZM235 50V51H238V50ZM258 49V48H257ZM27 50H28V48H27ZM77 50V52L79 51L78 49H76ZM107 50V49H106ZM118 50V49H117ZM121 50V49H120ZM124 50V49H123ZM147 50V49H146ZM145 50V51H146ZM151 50V49H150ZM188 50V49H187ZM219 50V49H218ZM234 50V49H233ZM241 50V49H240ZM69 51V50H68ZM84 51V50H83ZM104 51V50H103ZM115 51V50H114ZM132 51V50H131ZM134 51V50H133ZM141 51V50H140ZM140 51H139V53H140ZM144 51V50H143ZM186 51V50H185ZM196 51V50H195ZM197 51H199V50H197ZM206 51H208V50H206ZM212 51H214V50H212ZM221 51H223V50H221ZM224 51H225V49H224ZM228 51V50H227ZM230 52H231V49L229 50ZM28 52V51H27ZM63 52V51H62ZM113 51H111V54H113L112 53ZM138 52V51H137ZM149 52H151V51H149ZM156 52V51H155ZM164 52V51H163ZM184 52V51H183ZM192 51L190 50V52L189 53H191ZM200 52L201 53H203L201 50H200ZM209 52V51H208ZM234 52V51H233ZM232 52V53H233ZM242 52V51H241ZM245 52H247V51H245ZM249 52V51H248ZM247 52V53H248ZM43 53V52H42ZM56 53V52H55ZM96 54H97V52H95ZM118 53V52H117ZM143 53V52H142ZM153 53V52H152ZM151 53V54H152ZM161 53V52H160ZM186 53V52H185ZM188 53V52H187ZM188 53V54H189ZM211 53H213V52H211ZM225 53H228V52H226L225 51ZM224 53V54H225ZM27 54V53H26ZM99 55H100V52L98 53ZM119 54V53H118ZM122 54V53H121ZM155 54V53H154ZM158 53H156V55H157ZM162 54V53H161ZM161 54H159V55H161ZM183 54V53H182ZM200 54V53H199ZM205 54V53H204ZM208 54V53H207ZM210 54V53H209ZM214 54V53H213ZM216 54V53H215ZM229 54V53H228ZM228 54H226V55H228ZM234 54V53H233ZM236 54V53H235ZM28 55V54H27ZM39 55H40V52H39ZM61 55H63V54H61ZM77 55V54H76ZM116 55V54H115ZM125 55H127V54H125ZM166 55V54H165ZM177 55H179V54H177ZM190 55V54H189ZM198 55V54H197ZM218 55V54H217ZM237 55V54H236ZM236 55H234L235 57H236ZM247 55V54H246ZM245 55V56H246ZM37 56V55H36ZM67 56H68V54H67ZM70 56H71V54H70ZM86 56V55H85ZM96 56V55H95ZM110 56V55H109ZM119 56V55H118ZM131 56V55H130ZM139 56H142V55H139ZM152 56H154L153 54H152ZM158 56V55H157ZM162 56V55H161ZM160 56V57H161ZM190 56H192L193 57V55H190ZM201 56H204V55H201ZM206 56V55H205ZM210 56V55H209ZM232 56V55H231ZM231 56H230V58H231ZM241 56V55H240ZM248 56V55H247ZM256 56V55H255ZM63 57V56H62ZM82 57V56H81ZM101 57H102V55H101ZM129 57V56H128ZM143 57V56H142ZM156 57V56H155ZM163 57H165V56H163ZM185 57H186V55H185ZM206 57H208V55L206 56ZM213 57H214V55H213ZM213 57H212V59H213ZM226 57V56H225ZM233 57V56H232ZM239 56H237V58H238ZM38 58V57H37ZM70 58H72V57H70ZM79 58H80V56H79ZM78 58V60H81V59H79ZM84 58V57H83ZM88 58V57H87ZM98 58V57H97ZM127 58V57H126ZM125 58V59H126ZM130 58V57H129ZM138 58V57H137ZM149 58V57H148ZM172 58V57H171ZM174 58V57H173ZM176 58V57H175ZM182 58V57H181ZM183 58H184V56H183ZM188 58V57H187ZM199 58V57H198ZM221 58V57H220ZM224 58V57H223ZM229 58V60H231ZM245 58V57H244ZM67 59V58H66ZM103 59V58H102ZM107 59V58H106ZM121 59H122V57H121ZM134 59V58H133ZM152 59H153V57H152ZM157 59V58H156ZM165 59V58H164ZM179 59V58H178ZM201 60H202V57L200 58ZM208 59H210V58H208ZM236 59V58H235ZM38 60V59H37ZM71 60V59H70ZM84 60V59H83ZM91 60V59H90ZM120 60V59H119ZM139 60V59H138ZM137 60V61H138ZM151 60V59H150ZM162 60V59H161ZM169 60V59H168ZM176 61V63H177V59H175ZM187 60V59H186ZM198 60V59H197ZM196 60V61H197ZM200 60V61H201ZM263 60V59H262ZM64 61V60H63ZM67 61H69L68 59H67ZM76 61V60H75ZM92 61H93V59H92ZM101 61V60H100ZM126 61V60H125ZM154 61V60H153ZM170 61V60H169ZM183 61V60H182ZM212 61V60H211ZM211 61L208 63V65L211 63ZM215 61H217V60H215ZM219 61V60H218ZM221 61V60H220ZM234 61V60H233ZM246 61V60H245ZM259 61V60H258ZM65 62V61H64ZM79 62V61H78ZM88 62V61H87ZM99 62V61H98ZM136 62V61H135ZM135 62H133V63H135ZM151 62V61H150ZM158 62V61H157ZM156 62V63H157ZM172 62V61H171ZM179 62H181V61H179ZM185 62V61H184ZM190 62H191V60H190ZM192 62H194V61H192ZM206 62V61H205ZM225 62V61H224ZM226 62H227V60H226ZM225 62V63H226ZM229 62H231V61H229ZM252 62H253V60H252ZM68 63H70V62H68ZM80 63H82V62H80ZM85 63V62H84ZM94 63V62H93ZM146 63V62H145ZM151 63H153V62H151ZM228 63V62H227ZM52 64V63H51ZM63 64V63H62ZM66 64V63H65ZM100 64V63H99ZM104 64V63H103ZM114 64V63H113ZM136 64V63H135ZM178 64V63H177ZM185 64V63H184ZM201 64V63H200ZM204 64V63H203ZM220 64V63H219ZM232 64V63H231ZM48 65V64H47ZM73 65V64H72ZM77 65V64H76ZM79 65V64H78ZM101 65V64H100ZM146 65H147V63H146ZM159 65V64H158ZM161 65V67H163L162 65H164V64H160ZM166 65V64H165ZM193 65V64H192ZM213 65V64H212ZM211 65V66H212ZM225 65V64H224ZM246 65V64H245ZM53 66H54V64H53ZM57 66V65H56ZM119 66H120V64H119ZM139 66V65H138ZM138 66H136V67H138ZM151 66V65H150ZM156 66V65H155ZM184 66V65H183ZM191 66V65H190ZM201 66V65H200ZM204 66V65H203ZM207 66V65H206ZM206 66H204V67H206ZM223 66V65H222ZM230 66V65H229ZM232 66V65H231ZM241 66V65H240ZM246 66H248V65H246ZM259 66H260V64H259ZM36 67V66H35ZM52 67V66H51ZM62 67V66H61ZM75 67H77V66H75ZM91 67V66H90ZM106 67V66H105ZM135 67V66H134ZM152 67V66H151ZM31 68H32V70H31ZM64 68V67H63ZM67 68V67H66ZM78 68V67H77ZM77 68H76V70H77ZM95 68V67H94ZM99 68V67H98ZM101 68V67H100ZM113 68H114V66H113ZM127 68V67H126ZM130 68V67H129ZM166 68V67H165ZM169 68V67H168ZM185 68V67H184ZM193 68V67H192ZM214 68V67H213ZM233 68V67H232ZM242 68V67H241ZM51 69V68H50ZM71 69V68H70ZM73 69V68H72ZM97 69V68H96ZM155 69V68H154ZM161 69V68H160ZM217 69V68H216ZM221 69V68H220ZM224 69V68H223ZM226 69V68H225ZM38 70V69H37ZM76 70H74V71H76ZM95 70V69H94ZM101 70H102V68H101ZM131 70V69H130ZM134 70H138V68L137 69H134ZM159 70V69H158ZM158 70L157 71H155V72H158ZM170 70V69H169ZM188 70V69H187ZM230 70V69H229ZM234 70V69H233ZM241 70H243V69H241ZM32 71V72H31ZM35 71L36 70H34V72L33 73H35ZM58 71V70H57ZM59 71H61V73L63 72L62 71V69L61 70H59ZM64 71H66V70H64ZM90 71H91V69H90ZM98 71V69L96 70V72ZM102 71H104V70H102ZM122 71H123V68H122ZM140 71V70H139ZM209 71V70H208ZM232 71V70H231ZM89 72V71H88ZM88 72H87V74H88ZM92 72V71H91ZM91 72H89V73H91ZM99 72V71H98ZM131 72V71H130ZM136 72V71H135ZM134 72V73H135ZM187 72V71H186ZM190 72V71H189ZM213 72V71H212ZM229 72V71H228ZM251 72V71H250ZM249 72V73H250ZM32 73V74H33ZM41 73H42V71H41ZM53 73H54V70H53ZM100 73H101V71H100ZM103 73V72H102ZM129 73V72H128ZM132 73V72H131ZM137 73V72H136ZM143 73V72H142ZM162 73V72H161ZM160 73V74H161ZM203 73H204V71H203ZM215 73V72H214ZM213 73V74H214ZM223 73V72H222ZM232 73V72H231ZM248 73V74H249ZM254 73V72H253ZM36 74V73H35ZM51 74V73H50ZM49 74V75H50ZM56 74V73H55ZM60 74V73H59ZM73 74V73H72ZM93 74V73H92ZM105 74V73H104ZM103 74V75H104ZM113 74V73H112ZM154 74V73H153ZM201 74V73H200ZM206 74V73H205ZM204 74V75H205ZM221 74V73H220ZM233 74H235V73H233ZM248 74L246 75V76H248ZM46 75H48V74H46ZM48 75V76H49ZM62 74H60V76H61ZM86 75V74H85ZM94 75V74H93ZM139 75V74H138ZM176 76L178 75V74H175ZM186 75V74H185ZM219 75V74H218ZM217 75V76H218ZM238 75V74H237ZM242 75V74H241ZM251 75V74H250ZM51 76V75H50ZM79 76V75H78ZM83 76H84V73H83ZM92 76V75H91ZM90 76V77H91ZM135 76V75H134ZM140 76V75H139ZM150 76V75H149ZM156 76V73H155V75H154V77ZM161 76H163V75H161ZM168 76V75H167ZM179 76V75H178ZM205 76H207V74L205 75ZM210 76V75H209ZM252 76V75H251ZM47 77V76H46ZM57 77H58V75H57ZM70 77V76H69ZM87 77V76H86ZM100 77V76H99ZM157 77V76H156ZM182 77H184V76H182ZM198 77V76H197ZM203 77V76H202ZM219 77H220V75H219ZM51 78H53L52 76H51ZM66 78V77H65ZM93 78H94V76H93ZM96 78V77H95ZM106 78V77H105ZM143 78V77H142ZM142 78H140V79H142ZM160 78V77H159ZM174 78H175V76H174ZM181 78V77H180ZM207 78V77H206ZM214 79H215V77H213ZM223 78V77H222ZM224 78H225V76H224ZM229 77H227V79H228ZM231 78V77H230ZM250 78V77H249ZM83 79V78H82ZM108 79V78H107ZM148 79V78H147ZM146 79V80H147ZM154 79V78H153ZM157 79H158V77H157ZM167 79V78H166ZM177 79V78H176ZM176 79H174V80H176ZM186 79V78H185ZM189 79V78H188ZM196 79V77L193 79V80H195ZM211 79V78H210ZM213 79V80H214ZM56 80V79H55ZM76 80H78V79H76ZM88 80V79H87ZM102 80V79H101ZM109 80V79H108ZM135 80V79H134ZM151 80V79H150ZM179 80H181V79H179ZM178 79H177V81H179ZM184 80V79H183ZM191 80V79H190ZM199 80H200V78H199ZM206 80V79H205ZM204 80V81H205ZM212 80V79H211ZM64 81V80H63ZM79 81V80H78ZM104 80H102L101 81V83L103 82ZM105 81H107V80H105ZM105 81H104V83H105ZM130 81V80H129ZM142 81V80H141ZM160 81V80H159ZM189 81V80H188ZM219 81V80H218ZM220 81H221V79H220ZM232 81V80H231ZM244 81V80H243ZM247 81V80H246ZM250 81H251V79H250ZM249 81V82H250ZM75 82V81H74ZM89 82V81H88ZM92 82V81H91ZM91 82H90V84H91ZM138 82V81H137ZM147 82V81H146ZM152 82V81H151ZM155 82V81H154ZM172 82V81H171ZM197 82V81H196ZM213 82V81H212ZM217 82V81H216ZM223 82V81H222ZM50 83H52V82H50ZM57 83H58V81H57ZM82 83V82H81ZM100 83V82H99ZM110 83H112L111 81H110ZM123 83H124V81H123ZM134 83V82H133ZM142 83V82H141ZM158 83V82H157ZM168 83V82H167ZM202 83H205V82H202ZM219 83V82H218ZM230 83H232V82H230ZM241 83V82H240ZM247 83V82H246ZM245 83V84H246ZM252 83H254V82H252ZM251 83V84H252ZM53 84V83H52ZM77 83H75V85H76ZM82 84H84V83H82ZM81 84V85H82ZM118 84V83H117ZM126 84H128L127 82H126ZM177 84V83H176ZM180 84V83H179ZM189 84V83H188ZM198 84V83H197ZM50 85V84H49ZM55 85V84H54ZM66 85V84H65ZM68 85V84H67ZM73 85V84H72ZM86 85V84H85ZM96 85H97V83H96ZM99 85V84H98ZM116 85V84H115ZM141 85V84H140ZM150 85V84H149ZM154 85H156V84H154ZM166 85V84H165ZM218 85V84H217ZM231 85V84H230ZM262 85V84H261ZM261 85H259L260 87H262V89H263V86H261ZM56 86H57V84H56ZM59 86V85H58ZM61 86V85H60ZM77 86V85H76ZM75 86V87H76ZM131 86V85H130ZM139 86V85H138ZM196 86V85H195ZM201 86H204V85H201ZM232 86V85H231ZM48 87H50V86H48ZM63 87V86H62ZM73 87H74V85H73ZM74 87V88H75ZM102 87V86H101ZM141 87V86H140ZM139 87V88H140ZM186 87V86H185ZM216 87V86H215ZM218 87H219V85H218ZM244 87V86H243ZM255 87H257V86H255ZM259 87V88H260ZM59 89V87H54V89ZM78 88V87H77ZM81 88H83V86L81 87ZM85 88V87H84ZM94 88V87H93ZM103 88V87H102ZM105 88V87H104ZM114 88V87H113ZM117 88V87H116ZM115 88V90H117ZM138 88V87H137ZM139 88H138V90H139ZM146 88V87H145ZM222 88V87H221ZM229 88V87H228ZM231 88V87H230ZM233 88V87H232ZM28 89V90H27ZM52 89V88H51ZM53 89V90H54ZM55 89V90H56ZM86 89V88H85ZM112 89V88H111ZM144 89V88H143ZM207 89V88H206ZM209 89V88H208ZM258 89V88H257ZM256 89V90H257ZM53 90H51V91H53ZM60 90V89H59ZM63 90H65V89H63ZM69 90V89H68ZM92 90V89H91ZM165 90V89H164ZM229 90V89H228ZM234 90V89H233ZM239 90H241V89H239ZM62 91V90H61ZM66 91V90H65ZM73 91H74V89H73ZM79 91V90H78ZM87 91V90H86ZM93 91V90H92ZM149 91V90H148ZM148 91H146V92H148ZM151 91V90H150ZM157 91V90H156ZM181 91V90H180ZM253 91V90H252ZM255 91V90H254ZM253 91V92H254ZM18 92V91H17ZM42 92V91H41ZM54 92V91H53ZM59 92V91H58ZM83 92V91H82ZM111 92V91H110ZM129 92H130V90H129ZM164 92H166V91H164ZM219 92V91H218ZM259 92V91H258ZM13 93V92H12ZM32 93V92H31ZM52 93V92H51ZM63 93H64V91H63ZM108 93V92H107ZM125 93V92H124ZM155 93V92H154ZM153 92H152V94H154ZM193 93V92H192ZM191 93V94H192ZM250 93H251V91H250ZM257 92H255V94H256ZM17 94V93H16ZM30 94V93H29ZM82 94V93H81ZM85 94H86V92H85ZM84 94V95H85ZM111 94V93H110ZM117 94V93H116ZM119 94V93H118ZM117 94V95H118ZM157 94V93H156ZM182 94V93H181ZM215 94V93H214ZM260 94H262V93H260ZM40 95V94H39ZM45 95V94H44ZM48 95V94H47ZM64 95H65V93H64ZM83 95V94H82ZM129 95H130V93H129ZM133 95V94H132ZM134 95H136V94H134ZM147 95V94H146ZM158 95V94H157ZM180 95V94H179ZM195 95V94H194ZM215 95H217V94H215ZM238 95V94H237ZM253 95V94H252ZM6 96V95H5ZM10 96V95H9ZM32 96V95H31ZM81 96V95H80ZM101 96V95H100ZM140 96V95H139ZM218 96V95H217ZM245 96V95H244ZM260 96V95H259ZM262 96V95H261ZM39 97V96H38ZM47 97V96H46ZM77 97V96H76ZM96 97V96H95ZM119 97H120V95H119ZM135 97V96H134ZM249 97V96H248ZM3 98V97H2ZM9 98V97H8ZM10 98H12V97H10ZM34 98V97H33ZM45 98V97H44ZM70 98V97H69ZM107 98H108V96H107ZM110 98H112V97H110ZM114 98V97H113ZM137 98H138V96H137ZM155 98V97H154ZM157 98V97H156ZM184 98V97H183ZM188 98V97H187ZM204 98H207L206 97V95H205V97ZM204 98H203V100H204ZM210 98V97H209ZM218 98V97H217ZM235 98V97H234ZM245 98V97H244ZM254 98V97H253ZM35 100H36V98H34ZM43 99V98H42ZM83 99H84V97H83ZM151 99V98H150ZM192 99V98H191ZM249 99V98H248ZM247 99V100H248ZM259 99V98H258ZM11 100V99H10ZM22 100H23V97H22ZM53 100H55V99H53ZM65 100V99H64ZM109 100V99H108ZM135 100V99H134ZM140 100L142 101V98H140ZM148 100V99H147ZM202 100V101H203ZM217 100V99H216ZM13 101V100H12ZM12 101H10V102H12ZM63 101V100H62ZM106 101V100H105ZM120 101V100H119ZM140 101V102H141ZM187 101V100H186ZM263 101V100H262ZM261 101V102H262ZM3 102V101H2ZM1 101H0V110H1V105H3V103H2ZM17 102V101H16ZM15 102V103H16ZM36 101H34V103H35ZM38 102V101H37ZM37 102H36V104H37ZM67 102V101H66ZM92 102H93V100H92ZM91 102V103H92ZM118 102V101H117ZM122 102H123V99H122ZM150 102V101H149ZM152 102V101H151ZM200 102V101H199ZM218 102V101H217ZM233 102V101H232ZM231 102V103H232ZM254 102V101H253ZM253 102H252V104H253ZM256 102V101H255ZM5 103V102H4ZM8 103V102H7ZM15 103H11V104H15ZM43 103V102H42ZM99 103V102H98ZM107 103V102H106ZM18 104V103H17ZM23 104V103H22ZM53 104V103H52ZM117 104V103H116ZM123 104H125V103H123ZM151 104V103H150ZM194 104V103H193ZM192 104V105H193ZM196 104V103H195ZM212 104V103H211ZM236 104V103H235ZM239 104H241V103H239ZM41 105V104H40ZM46 105V104H45ZM146 104L144 103V106H145ZM222 105V104H221ZM225 105V104H224ZM232 105H233V103H232ZM231 105V106H232ZM51 106H53V105H51ZM50 106V108H53V107H51ZM148 106V105H147ZM208 106V105H207ZM230 106V105H229ZM237 106H238V104H237ZM3 107V106H2ZM7 107V106H6ZM67 107V106H66ZM106 107V106H105ZM193 107H196L195 105L193 106ZM199 107V106H198ZM201 107V106H200ZM226 107V106H225ZM233 107H234V105H233ZM253 107V106H252ZM262 107V106H261ZM3 108H5V107H3ZM9 108H11V107H9ZM14 108V107H13ZM12 108V109H13ZM20 108V107H19ZM45 108V107H44ZM49 108V107H48ZM48 108H45V110L47 109L48 110ZM135 108V107H134ZM143 108V107H142ZM160 108V107H159ZM197 108V107H196ZM195 108V109H196ZM204 108V107H203ZM224 108V107H223ZM236 108V107H235ZM234 108V109H235ZM245 108V107H244ZM244 108H242V110L244 109ZM6 109V108H5ZM17 109V108H16ZM25 109V108H24ZM35 109V108H34ZM82 109V108H81ZM100 109V108H99ZM144 109V108H143ZM142 109V110H143ZM161 109H162V107H161ZM238 109V108H237ZM236 109V110H237ZM248 109V108H247ZM11 110V109H10ZM18 110V109H17ZM42 110V109H41ZM61 110V109H60ZM104 110V109H103ZM163 110V109H162ZM198 110V109H197ZM200 110V109H199ZM220 110V109H219ZM226 110H227V108H226ZM249 110V109H248ZM3 111H5V110H3ZM24 111V110H23ZM27 111V110H26ZM28 111H29V109H28ZM34 111V110H33ZM43 111V110H42ZM41 111V112H42ZM97 111H99L98 109H97ZM104 111H106V110H104ZM128 111V110H127ZM144 111V110H143ZM204 111V110H203ZM217 111V110H216ZM215 111V112H216ZM231 111H232V109H231ZM239 111V110H238ZM246 111V110H245ZM253 111V110H252ZM2 112V111H1ZM0 112V113H1ZM13 110H11L10 111V113L8 114V116H10V117H13ZM31 112H32V110H31ZM45 112V111H44ZM43 112V113H44ZM100 112V111H99ZM158 112H159V110H158ZM226 112V111H225ZM3 113V112H2ZM42 113V114H43ZM96 113H98V112H96ZM108 113V112H107ZM128 113V112H127ZM137 113V112H136ZM139 113V112H138ZM160 113V112H159ZM198 113H199V115H201L200 114V111H198ZM205 113V112H204ZM229 113V112H228ZM246 113V112H245ZM244 113V114H245ZM256 113V112H255ZM258 113V112H257ZM15 114V113H14ZM25 114H27V113H25ZM25 114H24V116H25ZM41 114V115H42ZM49 114V113H48ZM62 114V113H61ZM60 114V115H61ZM109 114V113H108ZM113 114H115V113H113ZM126 114V113H125ZM154 114H155V112H154ZM160 114H163V113H160ZM210 114H212V113H210ZM248 114V113H247ZM259 114V113H258ZM21 115V114H20ZM19 115V116H20ZM28 115V114H27ZM58 115H59V113H58ZM92 115V114H91ZM94 115V114H93ZM97 115V114H96ZM106 115V114H105ZM126 115H128V114H126ZM203 115V114H202ZM209 115V114H208ZM261 115V114H260ZM1 116V115H0ZM22 116V115H21ZM29 116V115H28ZM27 116V117H28ZM31 116V115H30ZM32 116H34V113H33V115ZM111 115H109V117H110ZM115 116V115H114ZM114 116H111V117H114ZM134 116V115H133ZM229 116V115H228ZM253 116H255V115H253ZM6 117H7V115H6ZM16 117H18L17 116V114H16ZM57 117V116H56ZM89 117V116H88ZM94 117V116H93ZM99 117V116H98ZM101 117V116H100ZM102 117H103V115H102ZM124 117V116H123ZM138 117V116H137ZM154 117V116H153ZM210 118H211V116H209ZM264 117V116H263ZM4 118V117H3ZM2 118V119H3ZM14 118V117H13ZM19 118V117H18ZM22 118V117H21ZM24 118V117H23ZM26 118V117H25ZM33 118V117H32ZM95 118V117H94ZM105 118V117H104ZM133 118L134 117H132V120H133ZM143 118V117H142ZM155 118H157V117H155ZM168 118H169V116H168ZM168 118H166V119H168ZM255 118V117H254ZM253 118V119H254ZM8 119V118H7ZM12 119V118H11ZM20 119V118H19ZM98 119V118H97ZM107 119V118H106ZM114 119V118H113ZM120 119V118H119ZM163 119V118H162ZM175 119V118H174ZM240 119V118H239ZM257 119V118H256ZM27 121L28 120H30V117H29V119H26ZM101 120V119H100ZM128 120V119H127ZM207 120V119H206ZM2 121V120H1ZM6 121V120H5ZM10 121V120H9ZM15 121V120H14ZM59 121H61V120H59ZM63 121V120H62ZM98 121V120H97ZM102 121V120H101ZM108 121V120H107ZM106 121V123H109V122H107ZM119 121H121V120H119ZM135 121H137V119L135 120ZM154 121V120H153ZM156 121H157V119H156ZM167 121H169V120H167ZM219 121V120H218ZM257 121V120H256ZM7 122V121H6ZM16 122H18V121H16ZM39 122V121H38ZM105 122V121H104ZM116 122V121H115ZM126 122V121H125ZM145 122V121H144ZM148 122V121H147ZM160 122V121H159ZM177 122V121H176ZM187 122V121H186ZM223 122V120H222V117H221V123ZM251 122V121H250ZM264 122V121H263ZM59 123V122H58ZM98 123H100V122H98ZM118 123V122H117ZM157 123V122H156ZM38 124V123H37ZM61 124V123H60ZM60 124H58V125H60ZM110 124V123H109ZM108 124V125H109ZM121 124V123H120ZM174 124V123H173ZM218 124H220L219 122H218ZM3 125H5V123L3 124ZM14 125V124H13ZM54 125V124H53ZM93 125V124H92ZM91 125V126H92ZM115 125H117V124H115ZM125 125V124H124ZM159 125V124H158ZM184 124H182L181 126H183ZM260 125V124H259ZM11 127H12V125H10ZM21 126V125H20ZM48 126V125H47ZM46 126V127H47ZM75 126H76V124H75ZM102 127H103V125H101ZM104 126H105V123H104ZM112 126V125H111ZM111 126H108V127H111ZM118 126V125H117ZM123 126V125H122ZM127 126V125H126ZM152 126V125H151ZM154 126V125H153ZM171 126V125H170ZM261 126V125H260ZM259 126V127H260ZM263 126V125H262ZM79 127V126H78ZM99 127V126H98ZM121 127V126H120ZM163 127H164V125H163ZM184 127V126H183ZM257 127V126H256ZM5 128V127H4ZM3 128V130H5ZM27 128H29V127H27ZM51 128V127H50ZM77 128V127H76ZM83 128V127H82ZM82 128H80V129H82ZM92 128V127H91ZM106 128V127H105ZM112 128H113V126H112ZM111 128V129H112ZM115 128V127H114ZM129 128V127H128ZM151 128V127H150ZM149 128V129H150ZM176 128H179V127H176ZM181 128V127H180ZM17 129V128H16ZM47 129V128H46ZM78 129V128H77ZM76 129V130H77ZM99 129V128H98ZM97 129V130H98ZM154 129H155V127H154ZM169 129V128H168ZM175 129V128H174ZM51 130V129H50ZM92 130V129H91ZM108 130V129H107ZM110 130V129H109ZM114 130V129H113ZM121 130V129H120ZM124 130V129H123ZM125 130H128V129H125ZM157 130V129H156ZM155 130V131H156ZM167 130V129H166ZM176 130V129H175ZM258 130V129H257ZM7 131V130H6ZM47 131V130H46ZM55 131H56V129H55ZM60 131V130H59ZM116 131V130H115ZM115 131H113V132H115ZM135 131V130H134ZM147 131V130H146ZM151 131V130H150ZM170 131V130H169ZM184 131V130H183ZM51 132V131H50ZM65 132V131H64ZM101 133H104L103 132V130L102 131H100ZM112 132V131H111ZM165 132V131H164ZM186 132V131H185ZM254 132H255V130H254ZM256 132H258V131H256ZM255 132V133H256ZM20 133H22V132H20ZM23 133H25V132H23ZM40 133H42L43 134V132H40ZM77 133V132H76ZM107 133V132H106ZM109 133V132H108ZM123 133V132H122ZM134 133V132H133ZM149 133V132H148ZM160 133V132H159ZM187 133V132H186ZM9 133H5L4 135H3V132H1V128H0V141L4 138V140H10L9 139V135H8ZM44 134H45V132H44ZM65 134V133H64ZM80 134H82L81 133V131H80ZM110 134V133H109ZM128 134H130L129 133V130H128ZM154 135L156 134V133H153ZM152 134V135H153ZM178 134V133H177ZM182 134H184V133H182ZM19 135H21L22 136V134H19ZM101 136H102V134H100ZM106 135V134H105ZM135 135V134H134ZM137 135V134H136ZM154 135H153V137H154ZM159 135V134H158ZM165 135V134H164ZM163 135V136H164ZM180 135V134H179ZM187 135V134H186ZM186 135H184V136H186ZM15 136V135H14ZM25 136V135H24ZM57 136V135H56ZM63 136V135H62ZM75 136V135H74ZM76 136H78V135H76ZM169 136V135H168ZM3 137V138H2ZM19 137V136H18ZM41 137H43V138H45L44 137V135L43 136H41ZM49 137H50V135H49ZM110 137H114L113 135H111ZM115 137H116V135H115ZM133 137V136H132ZM152 137V136H151ZM166 137V136H165ZM256 137V136H255ZM260 137V136H259ZM13 138V137H12ZM15 138V137H14ZM22 138V137H21ZM48 138V137H47ZM62 138V137H61ZM77 138V137H76ZM102 138V137H101ZM105 138V137H104ZM125 138V137H124ZM138 138V137H137ZM143 138H145V136H143ZM155 138V137H154ZM153 138V139H154ZM157 138V137H156ZM170 138V137H169ZM253 138V137H252ZM261 138V137H260ZM25 139V138H24ZM60 139V138H59ZM140 139H142V138H140ZM146 139V138H145ZM148 139V138H147ZM153 139H151V140H153ZM185 139V138H184ZM12 140V139H11ZM19 140V139H18ZM21 140V139H20ZM22 140H23V138H22ZM31 139H29V141H30ZM46 140V139H45ZM95 140V139H94ZM102 140V139H101ZM135 140V139H134ZM143 140V139H142ZM155 140V139H154ZM175 140H177V139H175ZM174 140V141H175ZM180 140V139H179ZM186 140V139H185ZM5 141V142H6ZM17 141V140H16ZM24 141V140H23ZM25 141H28V140H26L25 139ZM24 141V142H25ZM40 141H42V139L40 140ZM56 141V140H55ZM73 141V140H72ZM136 141V140H135ZM148 141H149V139H148ZM160 141V140H159ZM183 141V140H182ZM264 141V140H263ZM262 141V142H263ZM4 142V141H3ZM24 142H22L21 141V143H24ZM31 142V141H30ZM29 142V143H30ZM35 142V141H34ZM53 142V141H52ZM69 141L67 140V143H68ZM75 142V141H74ZM101 142V141H100ZM104 142V141H103ZM125 142V141H124ZM180 142V141H179ZM184 142V141H183ZM186 142H188V141H186ZM9 143V142H8ZM20 143V142H19ZM19 143H16V144H19ZM31 143H33V142H31ZM46 143V142H45ZM57 143V142H56ZM60 143V142H59ZM63 143V142H62ZM76 143V142H75ZM128 143V142H127ZM131 143V142H130ZM178 143V142H177ZM238 143V142H237ZM5 144V143H4ZM36 144H37V142H36ZM71 144V143H70ZM93 144V143H92ZM109 144V143H108ZM113 144V143H112ZM172 144V143H171ZM242 144H244V142L242 141ZM257 144V143H256ZM255 144V145H256ZM262 144V143H261ZM10 145V144H9ZM25 145V144H24ZM27 145V144H26ZM25 145V146H26ZM35 145V144H34ZM38 145V144H37ZM40 145V144H39ZM54 145V144H53ZM57 145V144H56ZM63 145H64V143H63ZM72 145V144H71ZM71 145H69V147H71ZM105 145V144H104ZM103 145V146H104ZM142 145V144H141ZM144 145V144H143ZM149 145V144H148ZM173 145H174V143H173ZM188 145V144H187ZM252 145H254V144H252ZM255 145H254V147H255ZM263 145V144H262ZM12 146H14V144L12 143ZM23 146V145H22ZM25 146H23V147H25ZM33 146V145H32ZM66 146V145H65ZM68 146V145H67ZM93 146H94V144H93ZM120 146V145H119ZM123 146V145H122ZM126 146H127V144H126ZM172 146V145H171ZM185 146V145H184ZM203 146V145H202ZM1 147V146H0ZM10 147H11V145H10ZM15 147V146H14ZM27 147V146H26ZM35 147V146H34ZM51 147H53V146H51ZM57 148H58V146H56ZM55 147V148H56ZM110 147V146H109ZM124 147V146H123ZM138 147V146H137ZM174 147V146H173ZM201 147V146H200ZM212 147V146H211ZM240 147V146H239ZM17 148H18V146H17ZM19 148H21L20 146H19ZM18 148V149H19ZM43 148V147H42ZM48 148H50V147H48ZM90 148H92V146L90 147ZM90 148H88V149H90ZM140 148V147H139ZM138 148V149H139ZM142 148V147H141ZM145 148H149V147H145ZM202 148V147H201ZM209 148V147H208ZM213 148H216V147H213ZM212 148V149H213ZM253 148V147H252ZM11 149H12V147H11ZM22 149V148H21ZM38 149V148H37ZM36 149V150H37ZM44 149V148H43ZM47 148L45 147V150H46ZM51 149V148H50ZM102 149H105L104 147L102 148ZM108 149V148H107ZM117 149H118V147H117ZM124 149V148H123ZM137 149V148H136ZM143 149V148H142ZM141 149V150H142ZM163 149V148H162ZM7 150H8V148H7ZM27 150V149H26ZM59 150H60V148H59ZM62 150V149H61ZM60 150V151H61ZM97 150V149H96ZM99 150H101V149H99ZM119 150H121V149H119ZM202 150V149H201ZM206 150V149H205ZM204 150V151H205ZM20 151V150H19ZM52 150H50V152H51ZM104 151V150H103ZM110 151V150H109ZM143 151V150H142ZM181 151V150H180ZM193 151V150H192ZM194 151H195V149H194ZM200 151V150H199ZM198 151V152H199ZM217 151V150H216ZM252 151V150H251ZM257 151V150H256ZM25 152V151H24ZM28 153H30V152H32V151H27ZM43 152V151H42ZM41 152V153H42ZM55 152H56V150H55ZM57 152H58V150H57ZM68 152V151H67ZM89 152V151H88ZM104 152H106V151H104ZM111 152V151H110ZM109 152V153H110ZM113 152V151H112ZM111 152V153H112ZM119 152V151H118ZM139 152H141V151H139ZM138 152V153H139ZM175 152V151H174ZM208 153H210L209 151H207ZM260 152H262V151H260ZM2 153H4V152H2ZM36 153V152H35ZM34 153V154H35ZM60 153V152H59ZM63 153V152H62ZM84 153V152H83ZM85 153H86V151H85ZM84 153V154H85ZM100 153H101V151H100ZM116 153V152H115ZM171 153V152H170ZM173 153V152H172ZM199 153H201V152H199ZM213 153V152H212ZM1 154V153H0ZM25 154V153H24ZM33 154V153H32ZM43 154H46L45 153V151L43 152ZM56 154V153H55ZM54 153H53V155H55ZM58 154V153H57ZM57 154L55 155L56 157H57ZM66 154V153H65ZM99 154V153H98ZM141 153H139V156H141L140 155ZM183 154V153H182ZM193 154V153H192ZM195 154H196V152H195ZM207 154V153H206ZM262 154L264 155V153L262 152ZM2 155V154H1ZM21 155H23V153H21ZM26 155V154H25ZM39 155V154H38ZM37 155V156H38ZM86 155H88L87 153H86ZM117 155V154H116ZM127 155V154H126ZM129 155V154H128ZM138 155V154H137ZM180 155V154H179ZM199 155V154H198ZM209 155V154H208ZM211 155V154H210ZM216 155V154H215ZM217 155H218V152H217ZM12 156V155H11ZM20 156V155H19ZM24 156V155H23ZM22 156V157H23ZM36 156V157H37ZM41 156V155H40ZM48 156V155H47ZM46 156V157H47ZM60 156V155H59ZM62 156V155H61ZM74 156V155H73ZM83 156V155H82ZM85 156V155H84ZM89 156H90V154H89ZM98 156H100V155H98ZM106 156H107V154H106ZM114 156V155H113ZM168 156V155H167ZM176 156H178V155H176ZM200 156V155H199ZM219 156V155H218ZM217 156V157H218ZM253 156V155H252ZM4 157V156H3ZM5 157H7V156H5ZM39 157V156H38ZM55 157V158H56ZM64 157V156H63ZM62 157V158H63ZM76 157V156H75ZM117 157V156H116ZM129 157V156H128ZM170 157V156H169ZM169 157H167V159L169 158ZM172 157V156H171ZM184 157V156H183ZM182 157V158H183ZM190 157V156H189ZM263 157V156H262ZM34 158H35V155H34ZM41 158H42V156H41ZM60 158V157H59ZM58 158V159H59ZM81 158H83V157H81ZM92 158H93V156H92ZM194 158V157H193ZM195 158H196V156H195ZM198 158V157H197ZM196 158V159H197ZM201 158V157H200ZM202 158H203V156H202ZM202 158H201V161H202ZM205 158V157H204ZM208 158V157H207ZM256 158V157H255ZM0 159H1V157H0ZM36 159V158H35ZM94 159V158H93ZM92 159V160H93ZM179 159V158H178ZM199 159V158H198ZM210 159V158H209ZM223 159V158H222ZM257 159V158H256ZM5 160V159H4ZM3 160V161H4ZM14 160V159H13ZM28 160V159H27ZM60 160V159H59ZM67 160V159H66ZM69 160H71V159H69ZM97 160H99V159H97ZM184 160V159H183ZM187 160V159H186ZM200 160V159H199ZM204 160H207V159H204ZM24 161H25V158H24ZM29 161V160H28ZM31 161V160H30ZM39 161V160H38ZM38 161H37V163H38ZM85 161H86V159H85ZM95 161V160H94ZM100 161V160H99ZM114 161V160H113ZM135 161V160H134ZM168 161V160H167ZM173 161V160H172ZM177 161V160H176ZM182 161V160H181ZM193 161H196V160H193ZM216 161V160H215ZM222 161V160H221ZM244 161V160H243ZM8 162H9V160H8ZM40 162V161H39ZM81 162V161H80ZM89 162H90V159H89ZM160 162H163V161H160ZM179 162V161H178ZM177 162V163H178ZM192 162V161H191ZM190 162V163H191ZM199 162V161H198ZM14 163H15V160H14ZM26 163V162H25ZM44 163V162H43ZM42 163V164H43ZM94 163V162H93ZM114 163V162H113ZM112 163V164H113ZM134 163V162H133ZM169 163V162H168ZM174 163V162H173ZM9 163H7V165H8ZM11 165H12V163H10ZM30 164H31V162H30ZM29 164V165H30ZM41 164V163H40ZM41 164V165H42ZM55 164V163H54ZM66 164H68V163H66ZM87 164H89V163H87ZM109 164V163H108ZM111 164V165H112ZM119 164V163H118ZM203 164V163H202ZM201 164V165H202ZM206 164H208V163H206ZM223 164V163H222ZM250 164V163H249ZM10 165V166H11ZM18 165V164H17ZM28 165V166H29ZM36 165V164H35ZM45 165V164H44ZM56 165V164H55ZM78 165V164H77ZM111 165H110V167H111ZM113 165H115V164H113ZM209 165V164H208ZM219 165V164H218ZM253 165V164H252ZM251 165V166H252ZM23 166V165H22ZM46 166V165H45ZM95 166V165H94ZM93 166V167H94ZM164 166V165H163ZM206 166V165H205ZM12 167H14V166H12ZM12 167H10V168H12ZM21 167V166H20ZM43 167V166H42ZM41 167V168H42ZM76 167V166H75ZM84 167V166H83ZM117 167V166H116ZM165 167V166H164ZM168 167V166H167ZM166 167V168H167ZM189 167V166H188ZM204 167V166H203ZM208 167V166H207ZM206 167V168H207ZM224 167V166H223ZM19 168V167H18ZM22 168V167H21ZM33 168H37V166L36 167H34L33 166ZM63 168V167H62ZM108 168V167H107ZM201 168V167H200ZM205 168V167H204ZM221 168H222V166H221ZM252 168V167H251ZM15 169H17V168H15ZM32 169V168H31ZM40 169V168H39ZM43 169H45V167L43 168ZM65 169V168H64ZM82 169V168H81ZM88 169V168H87ZM86 169V170H87ZM203 168H201V170H202ZM218 169V168H217ZM69 170V169H68ZM102 170H104V169H102ZM110 170V169H109ZM119 170V169H118ZM126 170V169H125ZM129 171H130V169H128ZM149 170V169H148ZM193 170H194V168H193ZM208 170V169H207ZM34 171V170H33ZM56 171H57V169H56ZM55 171V172H56ZM85 171V170H84ZM105 171H107V170H105ZM131 171H132V169H131ZM222 171H223V169H222ZM1 172V171H0ZM12 172V171H11ZM32 172V171H31ZM42 172V171H41ZM43 172H44V170H43ZM42 172V173H43ZM45 172H46V170H45ZM75 172H76V168H75ZM82 172H83V170H82ZM103 172V171H102ZM210 172V171H209ZM213 172V171H212ZM261 171L259 170V173H260ZM263 172V171H262ZM14 173V172H13ZM22 173V172H21ZM37 173V172H36ZM35 173V174H36ZM41 173V174H42ZM61 173H63V172H61ZM74 173V172H73ZM105 173V172H104ZM117 173V172H116ZM119 173V172H118ZM200 173V172H199ZM225 173H226V170H225ZM254 173V172H253ZM19 174V173H18ZM44 174V173H43ZM46 174V173H45ZM49 174V173H48ZM53 174V173H52ZM66 174V173H65ZM77 174V173H76ZM120 174V173H119ZM139 174V173H138ZM211 174H214V173H211ZM1 175V174H0ZM31 175V174H30ZM38 175H39V173H38ZM51 175V174H50ZM62 175V174H61ZM98 175V174H97ZM102 175V174H101ZM125 175V174H124ZM32 176V175H31ZM34 176V175H33ZM32 176V177H33ZM53 176V175H52ZM73 176H74V174H73ZM138 176V175H137ZM218 176V175H217ZM224 176V178H225V174L223 175ZM227 176V175H226ZM1 177V176H0ZM27 177V176H26ZM25 177V178H26ZM32 177H29V178H32ZM50 177V176H49ZM58 177V176H57ZM62 177V176H61ZM61 177H60V179H61ZM69 178L71 177V175L70 176H68ZM179 177V176H178ZM4 178H5V176H4ZM24 178V177H23ZM51 178V177H50ZM72 178V177H71ZM70 178V179H71ZM130 178V177H129ZM214 178V177H213ZM227 178V177H226ZM262 178V177H261ZM9 179V178H8ZM32 179H35V178H32ZM44 179V178H43ZM58 179V178H57ZM64 179V178H63ZM69 179V181H71ZM78 179V178H77ZM81 179H83V178H81ZM177 179V178H176ZM10 180V179H9ZM21 180V179H20ZM26 180V179H25ZM31 180V179H30ZM29 180V181H30ZM41 180V179H40ZM45 180V179H44ZM55 180V179H54ZM59 180V179H58ZM214 180V179H213ZM8 181V180H7ZM7 181H5V182H7ZM18 181V180H17ZM33 181V180H32ZM31 181V182H32ZM43 181V180H42ZM79 181H81V180H79ZM85 181V180H84ZM216 181V180H215ZM224 181V180H223ZM223 181H221V182H223ZM226 181V180H225ZM263 181V180H262ZM9 182V181H8ZM26 182V181H25ZM53 182H56V181H53ZM59 182V181H58ZM66 182V181H65ZM68 182V181H67ZM66 182V183H67ZM83 182V181H82ZM93 182H95V181H93ZM252 182H254V181H252ZM29 183V182H28ZM36 183V182H35ZM57 183V182H56ZM75 183H78V182H75ZM102 183V182H101ZM100 183V184H101ZM214 183V182H213ZM219 183V182H218ZM224 183V182H223ZM226 183V182H225ZM232 183V182H231ZM2 184V183H1ZM8 184V183H7ZM23 184V183H22ZM30 184V183H29ZM46 184V183H45ZM62 184V183H61ZM107 184V183H106ZM111 184V183H110ZM256 184V183H255ZM8 185H10V184H8ZM12 185V184H11ZM18 185V184H17ZM35 185V184H34ZM43 185V184H42ZM47 185V184H46ZM60 185V184H59ZM93 185V184H92ZM127 185V184H126ZM221 185V184H220ZM227 185V184H226ZM233 185V184H232ZM4 188H5V186L4 185H2ZM13 186V185H12ZM26 186V185H25ZM29 186V185H28ZM44 186V185H43ZM70 186L72 187V184H70ZM75 186V185H74ZM110 186V185H109ZM118 186V185H117ZM223 186H224V184H223ZM229 186V185H228ZM19 187V186H18ZM45 187V186H44ZM50 187V186H49ZM60 187H62V186H60ZM65 187V186H64ZM92 187V186H91ZM97 187H99V186H97ZM126 187V186H125ZM2 188V187H1ZM8 188V187H7ZM13 188V187H12ZM15 188V187H14ZM34 188V187H33ZM33 188H31L32 190H34ZM47 188H48V186H47ZM57 188H58V186H57ZM56 188V189H57ZM93 188H94V186H93ZM109 188V187H108ZM107 188V189H108ZM124 188V187H123ZM133 188V187H132ZM223 188V187H222ZM230 188H231V186H230ZM10 189V188H9ZM30 189V190H31ZM64 189V188H63ZM67 189V188H66ZM91 189V188H90ZM110 189V188H109ZM235 189V188H234ZM233 188L230 190V192H228V193H230L229 194V197L230 198H228V200L226 201L225 199V201H224V203H221V204H225V206H224V209L227 211V213H229L230 215H232V217H233V222H231V223H229L226 227H225V229L224 230H220V232H219V236H218V238H220V245L221 244H223V245H226V250H227V252L228 253H230V254H233L234 253V251L238 248V244H240V242L241 241H245V240H247V241H250V240H252V238H253V235H254V229H253V226L252 225H250V221L251 220H253L254 218H255V213L252 211V209H254L255 210V207H256V209H257V207H263L262 206V204L260 205V201L262 200H258V197L257 198H251V197H247V199L246 198H244V197H240L239 195L240 194H238L237 192H236V190H234ZM263 189H264V186H263ZM262 189V190H263ZM13 190V189H12ZM11 190V191H12ZM21 190H22V188H21ZM31 190V191H32ZM35 190H36V188H35ZM39 190V189H38ZM37 190V191H38ZM51 190V189H50ZM53 190V189H52ZM75 190V189H74ZM73 190V191H74ZM110 190H112V189H110ZM136 190V189H135ZM217 190V189H216ZM216 190H215V192H216ZM221 190V189H220ZM219 190V191H220ZM223 190H224V188H223ZM8 191V190H7ZM16 191V190H15ZM36 191V192H37ZM43 191V190H42ZM47 191V190H46ZM64 191V190H63ZM70 191V190H69ZM218 191V192H219ZM229 191V190H228ZM240 191V190H239ZM238 191V192H239ZM17 192H19L18 190H17ZM62 192V191H61ZM90 192V191H89ZM88 192V193H89ZM100 193H101V191H99ZM107 192V191H106ZM115 192H116V189H115ZM122 192H124V191H122ZM121 192V195L122 194H124V193H122ZM215 192L212 194V195H214L215 194ZM218 192H216L217 194H218ZM13 193V192H12ZM15 193V192H14ZM32 193V192H31ZM30 193V194H31ZM51 193V192H50ZM49 193V194H50ZM227 193V194H228ZM16 194V193H15ZM21 194V193H20ZM27 194H29V193H27ZM43 194V193H42ZM77 194V193H76ZM106 194V193H105ZM171 194V193H170ZM216 194V198L215 199H218V197L217 196H220L221 195V193H220V195H217ZM226 194V193H225ZM243 194V193H242ZM241 194V195H242ZM5 195V194H4ZM8 195V194H7ZM41 195V194H40ZM44 195H45V193H44ZM61 195V194H60ZM75 195V194H74ZM167 195V194H166ZM3 196V195H2ZM26 196H28V195H26ZM36 196V195H35ZM37 196H38V194H37ZM47 196V195H46ZM62 196V195H61ZM66 196V195H65ZM119 196H120V194H119ZM228 196V195H227ZM243 196H245V194H243ZM251 196V195H250ZM18 197V196H17ZM23 197V196H22ZM21 197V198H22ZM56 197H58L57 196V192H56ZM104 197V196H103ZM121 197V196H120ZM195 197H196V195H195ZM209 197H211V196H209ZM213 197V196H212ZM221 197V196H220ZM5 198V197H4ZM46 198V197H45ZM74 198V197H73ZM96 198V197H95ZM214 198V197H213ZM212 198V199H213ZM225 198H227V197H225ZM24 199V198H23ZM22 199V200H23ZM26 199V198H25ZM57 199V198H56ZM69 199V198H68ZM90 199V198H89ZM212 199H209V202L212 200ZM8 200V199H7ZM13 200V199H12ZM16 200V199H15ZM58 200V199H57ZM56 200V201H57ZM76 200V199H75ZM75 200H72V201H75ZM100 200H102V199H100ZM14 201V200H13ZM27 201V200H26ZM36 201V200H35ZM39 201V200H38ZM63 201V200H62ZM87 201V200H86ZM162 200L160 199V201L159 202H161ZM173 201V200H172ZM215 201V200H214ZM213 201V202H214ZM222 200H220V202H221ZM14 202H16V201H14ZM66 202V201H65ZM70 202V201H69ZM185 202V201H184ZM207 202V201H206ZM208 202V203H209ZM212 202V201H211ZM28 203V202H27ZM31 203V202H30ZM57 203V202H56ZM88 203V202H87ZM165 203V202H164ZM1 204V203H0ZM3 204V203H2ZM23 204H25V203H23ZM70 204V203H69ZM115 204H116V202H115ZM185 204V203H184ZM214 204V203H213ZM26 205H28V204H26ZM38 205V204H37ZM47 205H50V204H47ZM117 205V204H116ZM190 205H192V204H190ZM4 206V205H3ZM8 206V205H7ZM17 206H19L18 204H17ZM41 206V205H40ZM75 206V205H74ZM90 206V205H89ZM99 206V205H98ZM216 206V205H215ZM218 206H220L219 204H218ZM217 206V207H218ZM5 207V206H4ZM4 207H3V209H4ZM15 207H16V205H15ZM30 207V206H29ZM60 207V206H59ZM182 207V206H181ZM180 207V208H181ZM211 207V206H210ZM216 207V208H217ZM17 208V207H16ZM25 208V207H24ZM44 208V207H43ZM53 208V207H52ZM56 208V207H55ZM54 208V209H55ZM19 209H20V207H19ZM23 209V208H22ZM31 209V208H30ZM51 209V208H50ZM74 209V208H73ZM126 209V208H125ZM128 209V208H127ZM157 209V208H156ZM159 209V208H158ZM182 209H184V208H182ZM209 209V208H208ZM213 209H214V207H213ZM221 209V208H220ZM262 209V208H261ZM17 210V209H16ZM62 210V209H61ZM95 211H96V209H94ZM93 210V211H94ZM203 210H204V208H203ZM207 210V209H206ZM211 210H212V208H211ZM215 210V209H214ZM219 210V209H218ZM259 210L260 209H258V212H259ZM264 210V209H263ZM3 211V210H2ZM7 211V210H6ZM24 211H26V210H24ZM45 211V210H44ZM54 211H56V209L54 210ZM65 211V210H64ZM222 211V210H221ZM256 212H257V210H255ZM29 212V211H28ZM42 212V211H41ZM40 212V213H41ZM59 212H60V210H59ZM161 211H159V213H160ZM182 212V211H181ZM207 212H209V210L207 211ZM211 212V211H210ZM224 212V211H223ZM264 212V211H263ZM8 213V212H7ZM45 213V212H44ZM47 213V212H46ZM49 213H51V212H49ZM58 213V212H57ZM63 213H65V212H63ZM124 213V215H125V211L123 212ZM127 213V212H126ZM213 213H214V211H213ZM220 212H218V214H219ZM5 214V213H4ZM9 214V213H8ZM24 214V213H23ZM37 214H39V213H37ZM51 214H53V213H51ZM55 214V213H54ZM62 214V213H61ZM67 214V213H66ZM83 214V213H82ZM121 214V213H120ZM169 214H170V212H169ZM185 214V213H184ZM200 214V213H199ZM203 214V213H202ZM208 214V213H207ZM217 214V215H218ZM222 214V213H221ZM220 214V215H221ZM1 215V214H0ZM7 215V214H6ZM40 215V214H39ZM39 215L37 216L38 218H39ZM60 214H58V216H59ZM69 215V214H68ZM78 215V214H77ZM81 215V214H80ZM206 215V214H205ZM215 215V214H214ZM217 215H215V216H217ZM264 215V214H263ZM47 216V215H46ZM53 217H54V215H52ZM179 216V215H178ZM204 216V215H203ZM207 216V215H206ZM210 216H212V214L210 215ZM209 216V217H210ZM2 217H3V215H2ZM8 217V216H7ZM7 217H6V219H7ZM12 217V216H11ZM10 217V218H11ZM15 217V216H14ZM52 217V218H53ZM66 217H67V215H66ZM91 217V216H90ZM120 217V216H119ZM145 217V216H144ZM176 217V216H175ZM180 217V216H179ZM199 217V216H198ZM208 217V216H207ZM9 218V217H8ZM22 218V217H21ZM26 218H27V216H26ZM30 218H31V216H30ZM44 218V217H43ZM49 218V217H48ZM64 218V217H63ZM87 218H89V217H87ZM178 218V217H177ZM231 218V217H230ZM264 218V217H263ZM262 218V219H263ZM19 219V218H18ZM66 219V218H65ZM67 219H68V217H67ZM199 219H201V218H199ZM205 219V218H204ZM216 219H218V218H216ZM259 219H261V218H259ZM258 219V220H259ZM12 220V219H11ZM21 220H23V219H21ZM20 220V221H21ZM35 220V219H34ZM33 220V221H34ZM37 220V219H36ZM57 220H58V218H57ZM64 220V219H63ZM70 220H72V219H70ZM209 220V219H208ZM231 220V219H230ZM32 221V222H33ZM43 220H41V222H42ZM52 221V220H51ZM74 221V220H73ZM175 221H177V219L175 220ZM196 221H198V220H196ZM201 221V220H200ZM204 221H206V220H204ZM204 221H202V222H204ZM211 221V220H210ZM222 221V220H221ZM261 221V220H260ZM7 222V221H6ZM57 222V221H56ZM71 222V221H70ZM178 222V221H177ZM199 222V221H198ZM197 222V223H198ZM9 223V222H8ZM7 223V224H8ZM27 223V222H26ZM31 223V222H30ZM50 223V222H49ZM53 223V222H52ZM65 223V222H64ZM67 223V222H66ZM69 223V222H68ZM76 223V222H75ZM74 223V224H75ZM140 223V222H139ZM261 222H259L258 224H260ZM14 224V223H13ZM22 224H24V223H21V225ZM73 224V225H74ZM173 224H175V223H173ZM200 224H202V223H200ZM199 224V225H200ZM251 224H252V222H251ZM262 224H263V222H262ZM1 225V224H0ZM3 225V224H2ZM10 225H12L11 223H10ZM32 225V224H31ZM30 225V226H31ZM34 225V224H33ZM64 225H66V224H64ZM69 225H70V223H69ZM153 225V224H152ZM176 225V224H175ZM211 223H210V227H211ZM247 225H249V226H247ZM7 226V225H6ZM5 226V227H6ZM36 226V225H35ZM40 226H41V224H40ZM174 226V225H173ZM172 226V227H173ZM260 226V225H259ZM21 227V226H20ZM47 227V226H46ZM60 227V226H59ZM75 227V226H74ZM86 227V226H85ZM108 227V226H107ZM154 227V226H153ZM198 227V226H197ZM202 227V226H201ZM30 229H31V227H29ZM36 228V227H35ZM66 228V227H65ZM72 228H73V226H72ZM71 228V229H72ZM119 228V227H118ZM180 228V227H179ZM212 228V227H211ZM261 228V227H260ZM6 229V228H5ZM52 229H54L53 227H52ZM51 229V230H52ZM67 229V228H66ZM75 229V228H74ZM73 229V230H74ZM79 229V228H78ZM78 229H75V230H78ZM84 229V228H83ZM89 229V228H88ZM104 229V228H103ZM154 229V228H153ZM171 229V228H170ZM174 229V228H173ZM38 230V229H37ZM60 230V229H59ZM75 230H74V232H75ZM85 230V229H84ZM179 230V229H178ZM194 230H195V228H194ZM209 230H210V228H209ZM208 230V231H209ZM212 230V229H211ZM4 231V230H3ZM11 231V230H10ZM46 231V230H45ZM53 231V230H52ZM55 231V230H54ZM61 231H63V229L61 230ZM65 231V230H64ZM88 231V230H87ZM110 231H112V230H110ZM193 231V230H192ZM264 231V230H263ZM34 232H35V230H34ZM48 232V231H47ZM51 232V231H50ZM73 232V233H74ZM80 232V231H79ZM196 232V231H195ZM195 232H193V233H195ZM204 232H205V230H204ZM203 232V233H204ZM209 232H211V231H209ZM216 232V231H215ZM257 232H258V230H257ZM7 233V232H6ZM19 233V232H18ZM60 233V232H59ZM61 233H63V232H61ZM72 233V234H73ZM113 233V232H112ZM172 233V232H171ZM173 233H174V231H173ZM172 233V234H173ZM192 233V234H193ZM202 233V234H203ZM228 233V234H227ZM36 234V233H35ZM46 234V233H45ZM49 234V233H48ZM68 234V233H67ZM75 234V233H74ZM84 234V233H83ZM175 234V233H174ZM258 234V233H257ZM264 234V233H263ZM24 235H25V233H24ZM29 235V234H28ZM33 235V234H32ZM42 235V234H41ZM50 235H51V233H50ZM58 235V234H57ZM56 235V236H57ZM81 235V234H80ZM85 235V234H84ZM83 235V236H84ZM89 235V234H88ZM112 235V234H111ZM176 235V234H175ZM195 235V234H194ZM204 235V234H203ZM228 236L229 237V240H225V239H223L222 238V236ZM34 236V235H33ZM39 236V235H38ZM43 236V235H42ZM52 236V235H51ZM82 236V235H81ZM170 236V235H169ZM178 236V235H177ZM190 236H192V235H190ZM205 236V235H204ZM203 236V237H204ZM258 236H259V234H258ZM5 237V236H4ZM3 237V238H4ZM13 237V236H12ZM27 237V236H26ZM48 238H49V236H47ZM55 236H54V234H53V238H54ZM59 237V236H58ZM89 237V236H88ZM151 237V236H150ZM200 237H201V234H200ZM199 237V238H200ZM208 237H211V236H208ZM263 237V236H262ZM34 238V237H33ZM42 238V237H41ZM52 238V239H53ZM68 238H69V236H68ZM83 238V237H82ZM81 238V239H82ZM85 238V237H84ZM87 238V237H86ZM96 238V237H95ZM188 238V237H187ZM191 238V237H190ZM260 238V237H259ZM50 239V238H49ZM60 238H58V240H59ZM80 239V240H81ZM147 239H149V238H147ZM203 239V238H202ZM258 239V238H257ZM20 240V239H19ZM23 240V239H22ZM30 240L32 241V238H30ZM34 240H36L35 238H34ZM42 240V239H41ZM57 240V239H56ZM55 240V241H56ZM64 240V239H63ZM62 240V241H63ZM80 240H79V238H78V242L80 243ZM84 240V239H83ZM94 240V239H93ZM194 240V239H193ZM215 240V239H214ZM263 240V239H262ZM5 241H7V239L5 240ZM9 241V240H8ZM12 241H13V239H12ZM26 241V240H25ZM46 241H48V240H46ZM164 241V240H163ZM198 241V240H197ZM206 241H207V239H206ZM211 241V240H210ZM261 241V240H260ZM3 242V241H2ZM1 241H0V244L2 243ZM34 242H36V241H34ZM33 242V243H34ZM98 242V241H97ZM195 242H196V240H195ZM200 242V241H199ZM204 242V241H203ZM208 242V241H207ZM259 242V241H258ZM46 243H49V242H46ZM51 243H53V242H51ZM55 243L56 242H54L53 244H54V246L53 247H55V250L57 251V253H59V255H57V256H59V259L62 261L61 263H64V259H66L65 260V263L67 262V264H76V260L75 259H73V257H70V256H67L64 252H63V246L61 245V244H56L55 245ZM64 243H66V241L64 242ZM202 243V242H201ZM205 243V242H204ZM213 243V242H212ZM260 243V242H259ZM4 244V243H3ZM21 244V243H20ZM25 244V243H24ZM69 244V243H68ZM81 244V243H80ZM163 244V243H162ZM197 244H199V243H197ZM214 244V243H213ZM262 244V243H261ZM28 245V244H27ZM32 245V244H31ZM45 245V244H44ZM48 244H46V246H47ZM96 245H97V243H96ZM96 245H94V246H96ZM161 245V244H160ZM204 245V244H203ZM209 245H210V242H209ZM259 245V244H258ZM12 246V245H11ZM33 246V245H32ZM37 246V245H36ZM66 246H67V244H66ZM72 246V245H71ZM77 246V245H76ZM80 246V245H79ZM88 246V245H87ZM91 246V245H90ZM99 246V245H98ZM132 246V245H131ZM157 246V245H156ZM155 246V247H156ZM195 246V245H194ZM26 247V246H25ZM29 247H31L30 245H29ZM34 247V246H33ZM39 247V246H38ZM52 247V248H53ZM78 247V246H77ZM148 247V246H147ZM181 247H182V245H181ZM196 247V246H195ZM199 247H200V244H199ZM212 247V246H211ZM216 247V246H215ZM215 247H212V248H215ZM260 247V246H259ZM21 248V247H20ZM19 247H18V250L20 249ZM32 248V247H31ZM35 248V247H34ZM42 249H43V246L41 247ZM66 248V247H65ZM70 248V247H69ZM72 248V247H71ZM76 248V247H75ZM85 248V247H84ZM89 248H93V246H91V247H89ZM96 248H98V247H96ZM141 248V247H140ZM159 248V247H158ZM158 248H156V249H158ZM194 248V247H193ZM197 248V247H196ZM257 248V247H256ZM4 249V248H3ZM8 248H6V249H4V250H7ZM12 251L14 252V251H17L16 249H15V247L14 246H12ZM36 249V248H35ZM46 249V248H45ZM81 249V248H80ZM87 249V248H86ZM100 249V248H99ZM145 249V248H144ZM152 249V251H153V248H151ZM150 249V250H151ZM166 249V248H165ZM169 249V248H168ZM186 249V248H185ZM203 249V248H202ZM207 249V248H206ZM211 249V248H210ZM9 250V249H8ZM26 250V249H25ZM30 250V249H29ZM31 250H33V249H31ZM50 250V249H49ZM73 250V249H72ZM85 250V249H84ZM109 250H111V249H109ZM167 250V249H166ZM198 250V249H197ZM209 250V249H208ZM207 250V251H208ZM259 251L261 250V249H258ZM10 251V250H9ZM79 251V250H78ZM92 251V250H91ZM97 251V250H96ZM108 251V250H107ZM141 251V250H140ZM158 251V250H157ZM170 251V250H169ZM186 251V250H185ZM200 251V250H199ZM221 251V250H220ZM252 249H249V248H246L245 249V255H250L252 252ZM23 252V251H22ZM30 252V251H29ZM41 252V251H40ZM67 252V251H66ZM75 252V251H74ZM99 252V251H98ZM128 252V251H127ZM146 252V251H145ZM204 252V251H203ZM209 252V251H208ZM207 252V253H208ZM218 252V251H217ZM2 253V252H1ZM36 253V252H35ZM46 253H47V251H46ZM76 253V252H75ZM80 253H81V251H80ZM86 253V252H85ZM88 253V252H87ZM109 253H110V251H109ZM139 253V252H138ZM141 253V252H140ZM157 253V252H156ZM156 253H154V255L156 254ZM216 253V252H215ZM214 253V254H215ZM14 254H16V252L14 253ZM40 254V253H39ZM49 254V253H48ZM56 253H55V251H54V255H55ZM96 254V253H95ZM94 254V255H95ZM104 254V253H103ZM120 254V253H119ZM163 254V253H162ZM186 254V253H185ZM3 255V254H2ZM36 255H38V253L36 254ZM50 255V254H49ZM48 255V256H49ZM87 255V254H86ZM91 255H93L92 254V252H91ZM99 255V254H98ZM106 255H107V253H106ZM116 255H118V254H116ZM115 255V256H116ZM132 255V254H131ZM177 255V253L175 254V256ZM258 255V254H257ZM30 257L28 258V260H29V263L30 264H36L37 262L38 263H40L41 264V262H42V264L44 263V264H50L49 263V260L47 261L46 260V256H44V254H43V257H40V259H38V258H33V256H32V254L31 255H29ZM89 256V255H88ZM88 256H86V257H88ZM174 256V257H175ZM241 256V255H240ZM4 257V256H3ZM51 257V256H50ZM107 258H109L108 256H106ZM105 257V258H106ZM125 257H126V255H125ZM124 257V258H125ZM177 257H178V255H177ZM198 257H199V255H198ZM222 257V256H221ZM258 257H260V256H258ZM15 258V257H14ZM18 258V257H17ZM91 258H92V256H91ZM106 258V259H107ZM110 258H111V254H110ZM113 258V257H112ZM120 258V257H119ZM209 258V257H208ZM207 258V259H208ZM241 258H242V256H241ZM249 258H251V256L249 257ZM26 259V258H25ZM88 258H86L85 260H87ZM128 259H129V256H128ZM212 259V258H211ZM257 259V258H256ZM9 260V259H8ZM15 260V259H14ZM24 260V259H23ZM38 260H40V261H38ZM78 260V259H77ZM101 260H102V258H101ZM116 261H118L117 259H115ZM139 260H140V258H139ZM173 260V259H172ZM175 260V259H174ZM221 260V259H220ZM225 260V259H224ZM250 260V259H249ZM11 261V260H10ZM25 261V260H24ZM55 261H57V260H55ZM54 261V262H55ZM103 261V260H102ZM112 261H114L113 259H112ZM126 261V260H125ZM132 261V260H131ZM130 261V262H131ZM134 261V260H133ZM132 261V262H133ZM217 261V260H216ZM222 261V260H221ZM226 262H227V260H225ZM2 262V261H1ZM13 262V261H12ZM60 262V261H59ZM88 262V261H87ZM110 262V261H109ZM171 262V261H170ZM173 262V261H172ZM175 262V261H174ZM255 262V261H254ZM263 262V261H262ZM6 263V262H5ZM53 263V262H52ZM56 263V262H55ZM58 263V262H57ZM98 263H99V261H98ZM119 263V262H118ZM125 263V262H124ZM136 264H137V262H135ZM217 263V262H216ZM221 263V262H220ZM258 262H256V264H257ZM2 264V263H1ZM10 264H11V262H10ZM20 264V263H19ZM127 264V263H126ZM128 264H130V263H128ZM139 264H140V262H139ZM173 264H175V263H173ZM199 264V263H198ZM214 264V263H213Z\"/></svg>",
  "mask_w": 264,
  "mask_h": 264
}]
</instances>
